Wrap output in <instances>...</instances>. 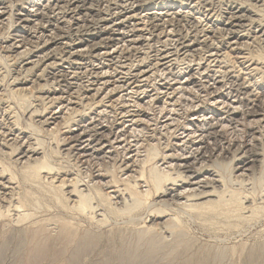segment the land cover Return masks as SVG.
Returning a JSON list of instances; mask_svg holds the SVG:
<instances>
[{"label":"rangeland","instance_id":"1","mask_svg":"<svg viewBox=\"0 0 264 264\" xmlns=\"http://www.w3.org/2000/svg\"><path fill=\"white\" fill-rule=\"evenodd\" d=\"M5 1V3L7 4V1H8V4L10 3V1L12 2L13 0H4ZM20 1L21 0H15V2L13 1L12 3H10L11 4V6H10V4H9V6L12 8V10H11V8H10V10L12 11V14L14 13L15 15H18L17 13L18 12H22V13H25L26 11H27V9L28 10H32V5L33 4H42V1H40V0H22V2L20 3ZM30 1V2H29ZM44 1V0H43ZM53 1V4H57L58 2H60L62 5H64L65 3H66V0H58V1H55L54 2V0H52ZM93 1V2H92ZM108 1V0H107ZM145 1H147V2H145ZM205 3H204V2ZM208 0H198V1H196V0H141V2H139V3H137L138 4V6H137V4H135V7L132 9V11H131V13L130 14H126V13H122V14H120V15H118V16H114V17H112V18H108V19H104L103 20V18H106L105 16H104V14L106 13V10H107V8H117L116 6H117V4H118V6H123V4H122V2H121V0H111V4H110V7L108 6L109 4H107V3H102L101 4V2H97V0H89V2H88V6H90V3L91 4H94L95 5V3H96V7H93L92 8V11H93V14L91 15V17H88V19H87V21L89 20V22L86 24L87 26H86V28H85V30L86 31H88V30H95V28L96 29H98V30H101V29H104V30H101V31H104L103 33H102V35H99L98 37V39L96 40V43H98V45L100 46H98V49H99V51L97 52V54H100L101 55V57L103 56V57H105V59H103V62H102V60L101 61H98V58H96L93 62H90V61H79V62H75V63H69V64H67V63H64V62H62V60H61V58H62V56H61V53L62 54H64V53H67L68 51H69V46L68 45H65L67 42H69V43H71V40L74 38L73 36H74V34H75V31L77 30V26H75L74 28H72V27H70V29H71V32H69L70 31V29H68V31H67V28H66V25L65 24H60V25H63L65 28H58L59 30H60V32H62L63 34H62V36H60L59 38L61 39V41L59 40V44L58 45H55L51 50H49V52L47 51V52H43L44 54H46V53H50V52H52V54H51V56H50V58H52V57H54V59L52 60H50L49 59V61L48 62H46V63H39L40 61H41V59H42V57H44L43 55V53H42V55H41V53H39V51H37V49H34L33 50V53H32V48L29 46V44L28 45H26V46H24V47H22L23 49H20V50H18L19 52H24L26 49L28 50V52H29V50H30V52L33 54H30V58L28 59V60H26L27 62H25L24 64H26V63H28L29 62V64L28 65H26V67H24V68H21L22 66L21 65H19L20 64V62H19V60H21V57H22V55H15V56H13L14 54H19V52L18 51H16L17 49H14L15 47H11L10 46V43L9 42H14L13 41V39H15L14 37H15V35H14V32H13V28H9L8 30H9V32L6 30L8 27H6V26H8V25H4L3 27H0V55H2V56H0L1 58V60H0V74H1V77H0V79H3V80H0V119L2 120V123H3V125H2V123L0 124V131H1V133H0V145L2 144V143H4V142H6L5 144H6V148L4 147V149H3V147H1V150H2V152H4V153H0L1 155H0V158L2 159V161H3V163H5V165H6V167L8 166V168L11 170V172H9V174L11 175L12 173V175H14L16 178H17V181H15V183L16 184H12V186H10V185H8V189L11 191V193L13 192V195H15L16 197V199L19 197V194L22 196L23 194V196H26V194H29L30 196H31V200H29V205L30 206H28V208H27V210H28V212H30L33 216H35V219L37 220H35L34 218H32V220L28 223H24V224H16V223H12L11 225H8V226H10V227H8V226H6L7 227V229H9V232L8 231H5V230H7L6 229V227H5V230H3L2 228H1V230H2V232H4V234L2 235V237L0 236V264H23L24 262H26L25 264H30V263H27L29 260V257H27V256H25V253H26V255H30L31 254V252L30 251H34L35 250V247H37V245L36 244H29L30 242H29V239L27 238V236L29 235V234H27V232L25 233V231H27L29 228H30V224H32L33 222L35 223V222H37V223H35V224H38L39 225V222L38 221H40L41 223H47V222H50L51 220L52 221H54V222H51V224H49V226H48V223L47 224H43V226H47V228H44L45 229V233H48V234H46V236L47 237H49V236H51L50 238H51V240H50V242L49 241H47V243H48V245H49V249H51L52 251H49L50 253H49V255L46 257V258H42V259H40V260H35L36 262H34L33 261V264H52V263H55L56 262V258H52V257H54V256H52L53 254L52 253H54V252H57V251H59V250H61L62 249V247L63 248H65V245L63 244V242H64V239L62 238V241H61V238H60V240H59V235H61L62 233L60 232L61 231V226H57V225H59L58 223H60L61 221H68V222H71L70 220H72V222L71 223H73L72 225H75L74 226V228L75 229H78L79 231V233H85V232H90V233H100V234H102L103 232H104V234H102L103 235V239H102V241L101 242H99V244H97L96 245V247H95V249L92 251V252H89V254L87 253V256H84V255H86V254H84L83 255V257H82V259H83V261L85 262L84 264H90V263H92V264H97L98 262V260H99V263H100V260H101V263L103 262V261H107V262H109V264H120V261L121 260H119L120 258V256L122 255V252L124 251H122V247H124V246H122V244H119V243H121L122 242V240L120 241L119 240V238L117 237L118 235L120 236V231H121V233L122 234H124L123 232H125V234H128V232L127 231H129L128 229L129 228H131V226L133 227V226H135L136 228L138 227V228H142L145 224H143L145 221H147V220H149L148 218H149V216L152 214V210H154V206H152L154 203H156L155 201H157V198H156V196H151L150 198H148V199H144V202L145 203H143L144 204V206H145V208H144V206L141 208V209H139L136 213H133V214H135V215H132L133 217H134V220H133V222H134V225H132V223H130L131 224V226H129V228L127 227V225H128V223L130 222V219L128 218V216L126 215V216H118V215H116V214H112L111 215V213H109V210H107V207H106V209H105V206H104V204H102L103 205V207L101 206V203H103V200L101 201V197H98V198H96L97 196H96V193L98 192V196H100L101 194V196H102V198L104 199V197H108V195L109 194H111V195H109V199H110V201L112 200L113 202L111 203L115 208L117 207V208H119V207H121V205L119 206V205H116L115 203L116 202H119L120 200L118 199V200H116V198H117V193H118V191H119V196L120 195H125L124 196V198L122 199L123 201H124V199L126 198V199H128V201H129V197H130V195H127V193L125 194V192L124 191H126L125 189H126V187L128 188V186H130L132 183H134V181L132 182V180H135V182H136V184L134 183L133 185L134 186H136V189H137V191L138 192H141V191H143V192H145L144 190H146V188H149L150 186H151V184H150V182H149V177H150V171L153 169V170H157V172H159L160 174H164V175H166V174H172V176H173V178L175 177V176H177V172H179L178 171V169L180 168L179 166L180 165H182L183 163H182V161H183V159L185 160V158L187 157V159L188 158H190L191 160H190V164H191V166L193 167V169H194V171H196L199 175H200V178L203 180V179H209L210 181L211 180H218L219 182H218V184H219V186H218V188L220 187H222L221 188V190L222 191H224L225 190V192H226V194L227 195H225L226 197L227 196H229L232 192H238L239 194H240V197L241 196H243V197H246V195L247 196H249L250 198H251V200L250 201H255L254 203H255V205L256 206H259L260 205V207L262 206V207H264V190H263V188H264V178H262V173H263V176H264V172H263V170L261 169V163L260 162H254V163H252L251 165L249 164L247 167H249L248 169H247V167L246 168H244V170H239V169H237V167H239V166H237L238 164V162L236 161L237 160V158H236V156L238 157V158H240L241 156H242V154L240 153V151L241 152H247V153H251L252 152V154H257V153H261V156H258V159L259 160H261L263 157H264V116H263V113H264V77H261L260 75H264V60L263 61H260L261 59H264L263 57L259 60V62H258V59H256L255 58V54L257 53V52H260V50H262L261 52H263L264 51V38L263 37H261V35H259L258 36V32H256V30L258 31V27L259 26H263L264 25V7H263V5H264V0H259L260 2L259 3H256L255 4V2H251V1H247V0H240V2H241V6H244V7H246V6H248V7H246V9H248V12H246L245 14H243L242 16H243V20H244V22H243V24H241V25H238V24H235V23H233L234 22V20H235V15H234V11H233V8L236 6V5H238V3H239V0L237 1V0H209V2H207ZM247 3V4H244L243 5V3H245V2ZM263 1V2H262ZM18 2V3H17ZM32 2H33V4H32ZM154 2V3H153ZM181 2H182V4H181ZM212 4H211V3ZM227 2V3H226ZM228 2H230L231 4H228ZM235 2V3H234ZM251 3V4H255V6H251V5H249V3ZM112 3H113V6H112ZM116 3V4H115ZM121 3V4H120ZM197 3H200V4H198L197 5ZM202 3V4H201ZM262 3V4H261ZM7 4V5H8ZM19 4V5H18ZM100 4V5H99ZM104 4V5H103ZM164 6H163V5ZM178 4V5H177ZM180 4V5H179ZM189 4V5H188ZM206 6H205V5ZM211 6H210V5ZM214 4V5H213ZM228 4V5H227ZM6 5V6H7ZM16 5V6H15ZM114 5H116V6H114ZM126 5V4H125ZM140 5V6H139ZM142 5V6H141ZM166 5V6H165ZM173 5V6H172ZM186 5V6H185ZM193 6V7H189V6ZM194 5H195V7H194ZM199 5H201V6H199ZM216 5V6H215ZM235 5V6H234ZM256 5H259V6H257V9H256ZM19 6H20V8H19ZM102 6V7H101ZM105 6H106V8H105ZM150 6V7H149ZM199 6V7H198ZM261 6V7H260ZM17 9H16V8ZM137 7V8H136ZM167 7V8H166ZM180 7V8H179ZM184 7V8H183ZM253 7H254V9H253ZM258 7H260V8H258ZM13 8H15V9H13ZM27 8V9H26ZM94 8H96V9H94ZM136 8V9H135ZM155 8V9H154ZM160 9V10H157V9ZM190 8V9H189ZM194 8V9H193ZM206 8H207V10H206ZM250 8H252V9H250ZM99 9H100V11L101 12H99ZM165 9V10H164ZM169 9H171L170 11H171V13H172V11H173V13H177V12H179V13H177L176 14V16L174 15L173 17H175L174 18V23H173V25H176L177 26V28L175 29L174 27V30H175V32H173V34H172V29L170 30V25L168 26L167 25V20L168 19H170L171 17H166V19L165 18H162L163 19V21H164V19L166 20V21H156L155 22V20H150V18H149V16H150V14H151V12H154V11H156L157 10V12H159V13H166L167 11H169ZM192 9V10H191ZM10 10L8 11L7 10V12H10ZM23 10V11H22ZM98 12H97V11ZM176 10H178V11H176ZM190 10V11H189ZM201 10V11H200ZM260 10V11H259ZM15 11V12H14ZM104 11V12H103ZM197 11V12H196ZM202 11H204V12H202ZM215 11V12H214ZM250 11H252V12H250ZM254 11V12H253ZM225 12H227V13H225ZM230 12H232V13H230ZM256 12V13H255ZM150 13V14H149ZM172 13V14H173ZM184 13V14H183ZM185 13H186V15H185ZM201 14V15H199V14ZM202 13H204V14H202ZM221 13V14H220ZM230 13V14H229ZM254 13V14H253ZM258 13L260 14V15H258ZM180 14V15H179ZM137 15H138V17H137ZM204 15V16H203ZM218 15V16H217ZM225 15V16H224ZM244 15L246 16V17H244ZM251 15H253V16H251ZM257 15V16H256ZM263 15V16H262ZM127 16V17H126ZM131 17V20H130V23L129 24H127L126 26H128L129 28H131V25H132V30L134 31V33L137 35L136 36V38H138V39H140V42L142 41V38H146L147 36H148V33H149V31H148V33H147V30H148V26L151 24H153V25H159V24H161L162 25V27H164L165 25H166V29H164L163 30V34L161 35V43L160 44H158V43H156V42H153V43H148L147 44V42H142V44L139 42L138 44H136V46L135 45H133V47L134 48H132V46H128V45H125V44H118L115 48H110V49H108V47H105V45L103 46L101 43L103 42V40H104V37H108V33L110 34V32H111V30H112V27H113V25L115 24V23H117L118 21L120 22V21H128L130 18H128V17ZM180 16V17H179ZM187 18H185V17ZM188 16H189V18H188ZM208 16V17H207ZM224 16V17H223ZM232 16H234V17H232ZM101 17V18H100ZM116 17V18H115ZM134 19H133V18ZM177 17V18H176ZM194 17V18H193ZM200 17H201V19H200ZM218 17H219V19H218ZM251 17V18H250ZM255 17H256V21H255ZM258 17V18H257ZM124 18H126V20L124 19ZM128 18V19H127ZM136 18V19H135ZM147 18V19H146ZM191 18V19H190ZM196 18V19H195ZM198 18V19H197ZM227 18V19H226ZM229 18V19H228ZM231 18H232V20H231ZM248 18V19H247ZM253 18V19H252ZM178 19V20H177ZM195 19V20H194ZM247 19V20H246ZM259 19H260V21H259ZM262 19H263V21H262ZM109 20H111L109 23H107V25H102L103 24V22L105 23V22H107V21H109ZM117 20V21H116ZM147 20V21H146ZM149 20H150V22H149ZM184 20L186 21V22H184ZM199 20H201V21H199ZM178 21V23H179V25H177V22ZM196 21V22H195ZM247 21V22H246ZM252 22V24L250 23V22ZM262 21V22H261ZM97 22H99V26L98 27H96V26H94V23H97ZM148 23V25H147V23ZM188 22H189V24H188ZM193 22L195 23V24H193ZM198 22V23H197ZM201 22V23H200ZM211 22V23H210ZM214 22V23H213ZM60 23H62V21L60 22ZM163 23V24H162ZM213 23V24H212ZM218 23V24H217ZM221 23V24H220ZM224 23V24H223ZM260 23V24H259ZM54 25H55V23H53ZM82 24H84V23H82ZM93 26H92V25ZM165 24V25H164ZM198 24H200V25H198ZM201 24H203V25H201ZM216 24V25H215ZM231 24V25H230ZM249 24V25H248ZM250 24H251V26H250ZM90 25V26H89ZM130 25V26H129ZM144 25H146V26H144ZM172 25V24H171ZM186 25V26H185ZM189 25V26H188ZM192 25V26H191ZM210 25V26H209ZM213 25V26H212ZM247 25V26H246ZM254 25V26H253ZM258 25V26H257ZM59 26V25H58ZM134 26V27H133ZM195 26H196V28H195ZM203 26V27H202ZM232 26H234V28H232V31L233 32H235V36H236V38L234 39V42L235 41H238V45L236 46V45H234L235 47H236V49H237V51H231V48H229V46H227V43L228 42H230L231 40H230V36H233V35H229V33L227 32V28L228 27H232ZM235 26H237V27H235ZM240 28H239V27ZM244 26V27H243ZM249 29H251V30H246L247 28ZM6 27V28H5ZM61 27V26H60ZM143 27H144V29H143ZM180 27V28H179ZM200 27V28H199ZM219 27V28H218ZM254 27V28H253ZM257 27V28H256ZM40 29H42V27L40 26L39 27ZM109 28V29H108ZM145 28L147 29V30H145ZM190 28H192V29H190ZM202 28H203V30H202ZM222 28H223V30H222ZM242 28V29H241ZM40 29H36L35 31H36V33H34L33 31H31V33H34V34H38V35H36V36H40V35H42L43 33H44V30H41L40 31ZM44 29V28H43ZM62 29V30H61ZM65 29H66V31H65ZM106 29H108V30H106ZM136 29V30H135ZM138 29H141V30H143V31H139ZM196 29H198V30H196ZM201 29V30H200ZM216 29V31H214ZM237 29V30H236ZM6 32H5V31ZM107 32H106V31ZM180 30V31H179ZM182 30V31H181ZM192 30V31H191ZM207 30V31H206ZM209 30V31H208ZM217 30H218V32H217ZM235 30V31H234ZM3 31V32H2ZM40 31V32H39ZM72 31H73V33H72ZM82 31H84V30H82ZM146 31V32H145ZM168 31H169V33H170V31H171V33L170 34H168ZM195 31V32H194ZM204 31V32H203ZM238 31V32H237ZM241 31H243V33L241 32ZM245 31H247V33L245 32ZM254 31V32H253ZM25 32H27V33H30L29 31H25ZM39 32V33H38ZM66 34H65V33ZM97 32V31H96ZM141 32V33H140ZM159 32L160 31H158V32H156V35H158L159 34ZM185 32H186V34H185ZM188 32V33H187ZM213 32H215L214 34H212ZM217 32V33H216ZM224 34H223V33ZM246 34H245V33ZM6 33V34H5ZM8 33V34H7ZM71 33V34H70ZM146 33V34H145ZM158 33V34H157ZM181 33V34H180ZM201 33V34H200ZM228 33V34H227ZM13 36H12V35ZM20 34H22V35H24L25 33H20ZM88 34H89V32H88ZM90 34H92V32H90ZM93 34H95V31H93ZM143 34V35H142ZM164 34H165V36H164ZM175 34H177V35H180V36H193V37H191L190 36V38H192V39H195V38H197L196 40H199V42H200V45L198 46V49L200 48V46H201V48L198 50L200 53L198 54V51L197 52H194V54H193V52L191 53V52H186V53H181V54H177V56L179 57H177V56H171V57H173V59L175 58L176 59V57H177V59H176V63L175 64H177V65H175L174 67H172L171 68V72H168V71H166V70H164L163 68L164 67H160V66H158L161 62L160 61H157L158 60V58H157V56H156V52L157 51H160L161 49L164 51V50H166V48H167V45L169 44V43H165V40L167 41L168 39L169 40H173L175 37V39H177L178 37H180V36H177V35H175ZM187 34H189V35H187ZM204 34L206 35V37L207 38H209V39H207V38H205V36H204ZM216 34V36H214ZM217 34H219V35H221V36H219V35H217ZM241 34H245L243 37H242V35ZM254 34H256V35H254V37H253V35ZM27 34H25V36H26ZM69 35V36H68ZM141 35V37H139V36ZM169 35H170V38H168L169 37ZM171 35H173V36H171ZM212 35V36H211ZM65 36V37H64ZM145 36V37H144ZM226 36V38H224ZM247 36V37H246ZM250 36V37H249ZM258 37L257 39H256V37ZM13 38V39H11V38ZM62 37V38H61ZM64 37V38H63ZM69 37H70V41H69ZM167 39H166V38ZM219 38V39H217V38ZM68 38V39H67ZM100 38H102V39H100ZM181 38V37H180ZM199 38V39H198ZM202 38V39H201ZM203 38H205L204 40H203ZM216 38V39H215ZM255 39V40H253V39ZM259 38H262V39H259ZM11 39V40H10ZM207 39V40H206ZM210 39H212V40H210ZM214 39H215V42H214ZM221 39V40H220ZM224 39V40H223ZM248 39V40H247ZM9 40V41H8ZM203 40V41H202ZM210 40V41H209ZM223 40V41H222ZM241 40V41H240ZM260 40V41H259ZM163 41H164V43H163ZM206 41V42H205ZM255 43H253V42ZM263 41V42H262ZM5 42V43H4ZM7 42V43H6ZM204 42V43H203ZM63 43H65V44H63ZM154 43H156V44H154ZM206 43V44H205ZM212 43H213V45H212ZM221 43V44H220ZM226 43V44H225ZM245 43H247V44H245ZM250 43V44H249ZM144 44V45H143ZM151 46H150V45ZM153 44V45H152ZM209 44V45H208ZM224 44V45H223ZM259 44H261V46H259V47H261V49L259 48V47H257ZM7 45H9V46H7ZM63 45V46H62ZM142 45V46H141ZM147 45V46H146ZM149 45V46H148ZM157 45V46H156ZM162 45V46H161ZM165 45V46H164ZM222 45V46H221ZM253 45V46H252ZM256 45V46H255ZM2 46V47H1ZM56 46H57V48H56ZM72 46V45H71ZM122 47V49L123 50H125L124 52L128 55V54H130L131 56H127V57H125V59H121V60H118L119 62L117 63L116 61L117 60H113V58H111V60L112 61H114L113 63L112 62H110V59L108 58V59H106V56L107 57H109V56H111V55H113L111 52H113V50H114V52L115 51H117V52H120L119 50H122L121 49V47ZM154 46H156V48H154ZM161 46V47H160ZM204 47V49H203V47ZM211 46V47H210ZM212 46L213 47H215V46H218V47H215V48H212ZM242 46V48H244L243 50H244V52H243V50H241L242 48H240ZM244 46V47H243ZM245 46H247L246 47V49H250V51H247L246 49H245ZM4 47V51H6V52H4L3 50H2V48ZM27 47V48H26ZM30 47V48H29ZM61 47V48H60ZM63 47V48H62ZM67 47V48H66ZM73 47V46H72ZM136 47H137V49H136ZM139 47V48H138ZM145 47H147V48H145ZM151 47H153V48H151ZM205 47L207 48V49H205ZM208 47H210V48H208ZM223 47V48H222ZM229 49H228V48ZM234 47V48H235ZM254 47V48H253ZM263 47V48H262ZM10 50H9V49ZM26 48V49H25ZM29 48V49H28ZM55 48V49H54ZM65 48V49H64ZM103 48V49H102ZM117 48H119V49H117ZM149 48H151V49H149ZM158 48V49H157ZM239 48H240V50H239ZM256 48H257V50L258 51H256ZM13 49V50H12ZM57 49V50H56ZM62 49V50H61ZM133 51H132V50ZM142 51H141V50ZM155 49V50H154ZM201 49H203V51L201 50ZM210 49V50H209ZM214 49V50H213ZM227 49V50H226ZM2 50V51H1ZM54 50V51H53ZM144 50V51H143ZM161 50V51H162ZM219 50V51H218ZM10 51V52H9ZM56 51H57V53H56ZM60 51V52H59ZM65 51V52H64ZM101 51H102V53H101ZM142 52V53H140V52ZM147 53H146V52ZM155 51V52H154ZM222 51V52H221ZM226 51V52H225ZM229 53H228V52ZM251 51H253L255 54V56L253 55V52H251ZM3 52V53H2ZM17 52V53H16ZM34 52H36V53H34ZM113 52V53H114ZM132 52V53H131ZM144 52H145V54H144ZM153 52H154V54H153ZM201 52H203V54L201 53ZM205 52V53H204ZM212 52V53H211ZM215 52V53H214ZM232 52V53H231ZM237 52V53H236ZM240 52V53H239ZM249 52H250V57H249ZM261 52L260 53H258V54H261ZM54 53H55V55H54ZM111 53V54H110ZM135 53V54H134ZM139 53V54H138ZM150 53V54H149ZM213 54V56L211 55V54ZM222 54L223 53V55H220V54ZM224 53H225V55H224ZM227 53V54H226ZM245 53H248V54H245ZM264 53V52H263ZM262 53V55H264ZM11 54V55H10ZM103 54V55H102ZM142 54V55H141ZM147 54V55H146ZM189 54V55H188ZM217 54H219V56L217 55ZM238 56H237V55ZM245 54V55H244ZM8 55H10V56H8ZM39 55H41V56H39ZM105 55V56H104ZM135 55V56H134ZM188 55V56H187ZM192 57H191V56ZM209 55V56H208ZM212 57H211V56ZM231 55V56H230ZM240 55V56H239ZM9 58H7V57ZM19 56H21V57H19ZM24 56V55H23ZM38 56V57H37ZM55 56H57V58L55 57ZM60 57V60L61 61H59V57ZM149 56V57H148ZM156 56V57H155ZM184 56V57H183ZM199 57V59H201L200 61H199V59H198V57ZM205 56V57H204ZM222 56H223V58L224 57H226V61L222 58ZM234 56H237V57H234ZM243 56H246L247 58H246V60H245V58L243 57ZM254 57V58H252V57ZM12 57V58H11ZM40 57V58H39ZM101 57H99V59L101 58ZM136 57V58H135ZM147 57V58H146ZM201 57V58H200ZM228 57H230L229 59H228ZM231 57H233V58H231ZM240 57V58H239ZM243 57V58H242ZM3 58V59H2ZM140 58V59H139ZM146 60H144V59ZM156 58V59H155ZM187 58H188V60H187ZM189 58L191 59V60H193L194 59V61L195 62H193V61H189ZM204 58V59H203ZM207 58L210 60L211 59V62L209 63V60H207ZM215 60H213V59ZM236 58H238V59H236ZM10 60L11 62H13V63H11V62H5V61H3V60ZM17 60V61H15V60ZM39 59H40V61H39ZM126 59H127V61H126ZM137 59H139V60H137ZM155 59V60H154ZM174 59V60H175ZM178 59H179V61H178ZM181 59H183V60H181ZM197 59V60H196ZM221 59V60H220ZM228 59V60H227ZM232 59H233V61H232ZM252 59H254V60H251ZM256 59V60H255ZM14 60V61H13ZM104 60H106V61H104ZM109 60V61H108ZM136 60V61H135ZM142 60H143V62H142ZM181 60V61H180ZM187 60V61H186ZM202 60H204V61H202ZM220 60V61H219ZM230 60H231V63H233L234 64V67L236 66L240 71H238V69L235 67H233L231 64H230ZM240 60V61H239ZM244 60V61H243ZM38 61V62H37ZM52 61V62H51ZM123 61V62H122ZM124 61H125V64H124ZM144 61L146 62V63H144ZM157 61V62H156ZM225 61V62H224ZM237 61V62H236ZM239 61V62H238ZM3 62V63H2ZM14 62H16V63H14ZM32 62L35 64V67H34V64L32 65ZM54 62V63H53ZM57 62H59V63H57ZM62 62V63H61ZM84 62V63H83ZM116 62V63H115ZM135 62V63H134ZM140 62V63H139ZM141 62H142V66L143 67H141L142 69H144L145 70V72H146V74H145V77H143V76H141L143 79L145 78V81L144 80H142V78L139 76V77H135V79L134 80H132V81H130L128 84L127 83H120V82H118V81H120V80H123L124 78H126V76L127 77H132V75L134 76V74L135 73H132L130 76L128 75V70H129V68H131V64L133 63V64H135L132 68H133V70L135 69V68H137L138 66H141ZM148 62V63H147ZM178 62V63H177ZM187 63V64H185V67H184V64H182V63ZM191 62V63H190ZM198 62V63H197ZM203 62V63H202ZM208 62V63H207ZM223 62V63H222ZM258 63V64H256V63ZM18 63V64H17ZM49 63V64H48ZM79 63H80V65H79ZM94 63H95V67H96V69L97 70H93V67H90L91 65H94ZM111 63V64H110ZM123 63V64H122ZM155 63V64H154ZM156 63H157V65H156ZM159 63V64H158ZM164 63V62H163ZM163 63H161V64H163ZM195 63H197V64H199V63H201V64H199V66L197 65V64H195ZM207 63V64H206ZM240 63V65H238ZM249 63H250V65H249ZM260 63H261V65H260ZM5 64H9L10 66H11V64H13L12 65V67H10V66H8V68H6L5 69V67L7 66V65H5ZM41 64V65H40ZM100 64H102V65H100ZM104 64V65H103ZM119 64V65H118ZM122 64V65H121ZM178 64H180L179 66H180V68L181 69H185V68H187V67H189V70L186 72V70H183V71H181V73H179V66H178ZM207 66H206V65ZM210 64H211V66H210ZM223 64H224V66H223ZM228 64V65H227ZM245 64V65H244ZM248 64V65H247ZM255 64H256V66H255ZM15 65H17V66H15ZM37 65V66H36ZM54 65H56V66H54ZM60 65V66H59ZM127 65H128V67H127ZM136 65H137V67H136ZM144 65H146V66H144ZM149 66V68H148V66ZM151 65V66H150ZM155 66L154 68H152V66ZM183 65V66H182ZM238 65V66H237ZM245 67H244V66ZM247 65V66H246ZM21 66V67H20ZM30 66V67H29ZM45 66H47V67H45ZM62 66V67H61ZM74 66V67H73ZM86 68H85V67ZM88 66V67H87ZM97 66H99V67H97ZM108 66V67H107ZM113 66V67H112ZM122 66H124L123 68H122ZM178 66V67H177ZM192 66V67H191ZM204 66V67H203ZM221 66H222V68H221ZM250 66V67H249ZM255 66V67H254ZM34 67V68H33ZM107 67V68H106ZM115 67V68H114ZM120 67V68H119ZM175 67H176V69H175ZM197 67H199V68H197ZM226 67V68H225ZM232 67V68H231ZM248 67V68H247ZM252 67H253V69H252ZM261 67L263 68V69H261ZM11 68V69H10ZM51 68V69H50ZM88 68L90 69V71L88 70ZM119 68V69H118ZM125 68V69H124ZM158 68V69H157ZM161 68V69H160ZM195 68V69H194ZM216 68V69H215ZM221 69V71H220V69ZM231 68V69H230ZM243 68V69H242ZM258 68V69H257ZM14 69H15V71H14ZM19 69H21V70H19ZM23 69V70H22ZM29 71H28V70ZM31 69H33L32 71H30ZM56 69V70H55ZM78 69V70H77ZM85 69V70H84ZM149 69V70H148ZM190 69H192V70H190ZM198 69V70H197ZM203 69H205V70H203ZM219 71H218V70ZM230 71H232V69L233 70H235V71H232V72H229V70ZM245 69V70H244ZM247 69V70H246ZM250 69V70H249ZM257 70V73H258V70H260L261 69V71L259 72V74H257L256 72H255V70ZM2 70V71H1ZM19 70V71H18ZM67 70V71H66ZM87 70V71H86ZM93 70V71H92ZM123 70V71H122ZM127 70V71H126ZM157 71V73H155L156 71ZM163 70V71H162ZM197 71V72H195V71ZM207 70V71H206ZM208 70H212L211 72L210 71H208ZM254 71L253 73H252V71ZM6 71H7V73L8 74H6ZM8 71H10V72H8ZM21 71H22V73H21ZM75 71V72H74ZM79 71V72H78ZM83 71V72H82ZM86 71V72H85ZM88 71H89V73H88ZM92 71V72H91ZM96 72V74H93V72ZM102 71V73H99V72H101ZM104 71V72H103ZM112 71V72H111ZM204 71V72H203ZM216 71V73L218 74L219 72V74L217 75V74H214L213 72H215ZM246 72L245 74H243L242 72ZM249 71V73H247ZM251 71V72H250ZM17 72H18V74H17ZM25 72V73H24ZM27 72H29V73H27ZM71 72H73V73H71ZM77 72V73H76ZM97 72L99 73V74H97ZM107 72H108V74H107ZM114 72V73H113ZM116 72H117V74H116ZM160 72V73H159ZM175 72V73H174ZM202 74H201V73ZM225 72V73H224ZM234 72V73H233ZM237 72V73H236ZM240 72V73H239ZM3 73V74H2ZM5 73V74H4ZM10 73V74H9ZM14 73V74H13ZM44 73V74H43ZM63 73V74H62ZM64 73H66V74H64ZM76 73V74H75ZM79 73H81V74H79ZM91 73V74H90ZM106 73V74H105ZM162 73H164V77L162 78ZM168 73V74H167ZM170 73V74H169ZM188 73V74H187ZM203 73H206V74H203ZM221 73H224V75H222ZM236 73V74H235ZM257 75H256V74ZM263 73V74H262ZM20 74V76H18ZM26 75V76H21V75ZM29 74V75H28ZM40 74H43V75H40ZM54 74H55V76H54ZM60 74H62V75H60ZM78 74V75H77ZM83 74V76H81ZM86 74V75H85ZM112 74H114V76L112 75ZM119 74H120V78L121 79H119ZM123 74H124V76H123ZM159 74H160V76H159ZM167 74V75H166ZM172 74H173V76L175 77H172ZM191 74H192V76H191ZM209 74V75H208ZM213 74V75H212ZM226 74V75H225ZM228 74V75H227ZM233 74V75H232ZM238 74V75H237ZM4 75H6V76H4ZM7 75H8V77H7ZM17 77H16V76ZM31 75V76H30ZM46 75V76H45ZM53 75V76H52ZM65 75H67V76H65ZM89 75V76H88ZM105 77H104V76ZM150 75V76H149ZM155 75V76H154ZM210 75H212V76H210ZM231 75V76H230ZM234 75H235V77H234ZM249 75H251V76H249ZM4 76V77H3ZM60 76V77H59ZM63 76V77H62ZM73 77L72 79H71V77ZM77 76V77H76ZM81 76V77H80ZM99 76V77H98ZM107 76H109V77H107ZM149 76V77H148ZM189 76V78H187ZM191 76V77H190ZM202 76H204V77H202ZM208 76H209V78H208ZM214 76L216 77L215 79H213L214 78ZM221 76V77H220ZM223 76V77H222ZM230 76V77H229ZM240 76V77H239ZM245 76V77H244ZM260 76V77H259ZM3 77V78H2ZM13 79H12V78ZM16 77V78H15ZM20 77H22L23 79H19ZM26 77V78H25ZM43 77V78H42ZM45 77V78H44ZM67 77V78H66ZM93 77H94V79H93ZM96 77V78H95ZM117 77V78H116ZM123 77V78H122ZM150 78V79H148V78ZM154 77V78H153ZM159 79H158V78ZM194 77V78H193ZM199 77V78H198ZM225 77V78H224ZM234 77V78H233ZM243 77V78H242ZM6 78V79H5ZM15 78V79H14ZM39 78H40V80H39ZM54 78H55V80L58 82V84H57V82L54 80ZM58 78H60V79H58ZM70 78V79H69ZM79 78H82V79H79ZM87 80H85V79ZM90 78V79H89ZM92 78V79H91ZM151 78L153 79V80H151ZM156 78V79H155ZM162 78V79H161ZM167 78H170L169 79V81H167ZM184 78V79H183ZM196 78H198V79H196ZM224 79V81L225 82H223V80L222 79ZM232 78V79H231ZM242 78V79H241ZM261 78V79H260ZM19 79V80H18ZM44 79V80H43ZM68 79V80H67ZM98 79V80H97ZM138 79V81H136ZM147 79L149 80V81H147ZM164 79V80H163ZM175 79V80H174ZM177 79V80H176ZM187 79V81H185ZM189 79V80H188ZM193 79H195V80H193ZM200 79V80H199ZM220 81V83H219V81ZM228 79V80H227ZM236 79V80H235ZM246 81H245V80ZM253 79V80H252ZM6 80V81H5ZM8 80H9V82H8ZM18 81V82H20L21 80H24V81H27L26 82V84L25 85H23L24 86V88H23V86H18V87H15L16 86V81ZM29 80V81H28ZM46 80L49 82H46ZM78 82V84H77V82ZM81 80V81H80ZM82 80H84V81H82ZM102 80V81H101ZM106 80V81H105ZM108 80V81H107ZM154 80H157L156 81V83H155V81ZM172 80H174V81H176V82H174V81H172ZM201 80L203 81V83H201ZM206 80V81H205ZM233 80V81H232ZM241 80V81H240ZM244 80V81H243ZM252 80V81H251ZM1 81H3V84L1 85ZM14 81H15V83H14ZM54 81V82H53ZM70 81H72V82H70ZM92 81H95V82H92ZM110 81V82H109ZM114 81V82H113ZM140 81H142V82H140ZM168 83H167V82ZM184 81L186 82V83H184ZM215 81H217V82H215ZM230 82V88H229V82ZM238 81V82H237ZM243 81V84L241 83V84H239V82H242ZM247 81H249V82H247ZM262 81V82H261ZM53 82V84H51V85H48V84H50V83H52ZM74 82H76V83H74ZM79 82H82V85H81V83H79ZM140 83V86H139V83ZM148 82V83H147ZM159 82V83H158ZM171 82H172V84H171ZM175 84H174V83ZM181 82H183V83H181ZM189 82V83H188ZM200 82V83H199ZM214 82V83H213ZM236 82V83H235ZM247 82V83H246ZM9 83V84H8ZM13 83V84H12ZM39 83V84H38ZM72 83V84H71ZM103 83V84H102ZM106 83V84H105ZM136 83V84H135ZM147 83V84H146ZM150 83V84H149ZM151 83H152V86H151ZM166 83H167V85H166ZM181 83V84H180ZM198 83V84H197ZM213 85H212V84ZM228 83V84H227ZM6 84H8V85H6ZM15 84V85H14ZM44 86V88H43V86ZM45 84H47V85H45ZM61 84V85H60ZM64 84V85H63ZM88 84V85H87ZM97 84H99V85H97ZM124 84H126L127 86H125ZM155 84V85H154ZM172 86H171V85ZM183 84V85H182ZM199 84H200V86H199ZM207 86H205V85ZM208 84H209V86H208ZM223 84V85H222ZM247 84V85H246ZM249 84V85H248ZM252 84V85H251ZM257 84V85H256ZM10 85V86H9ZM38 85V86H37ZM54 85V86H53ZM75 85V86H74ZM78 85V86H77ZM115 85H116V87H115ZM121 85V86H120ZM135 85V86H134ZM136 85H138V87L136 86ZM142 85V86H141ZM180 85H181V87H183L182 89H181V87H180ZM202 85V86H201ZM225 85V86H224ZM242 85H244V87L242 86ZM251 85V86H250ZM9 86V87H8ZM40 86H42V87H40ZM45 86H46V88H45ZM48 86H50V87H48ZM53 86V87H52ZM67 86V87H66ZM71 86V87H70ZM80 86H82V87H84V88H82V87H80ZM132 86V87H131ZM154 86V87H153ZM163 86V87H162ZM214 86V87H213ZM224 86V87H223ZM232 86H233V88L236 90H234L233 88H232ZM242 86V88H246L247 89V92H246V94H244V95H241L240 93H238V92H240V87ZM250 86V87H249ZM253 86V87H252ZM8 88V90H5V88ZM55 87H57V88H55ZM58 87H60V88H58ZM80 89H79V88ZM102 87V88H101ZM115 87V88H114ZM120 89H119V88ZM121 87H122V89L123 88H125V89H121ZM128 87V88H127ZM132 89H131V88ZM155 87H156V89H155ZM170 87H171V89H170ZM179 87V89H177V88ZM184 87H185V89H184ZM193 87V88H192ZM195 87V88H194ZM201 87V88H200ZM228 87V88H227ZM237 87H239V88H237ZM6 88V89H7ZM9 88L11 89V90H9ZM13 88H15L16 90L17 89H23L24 91H23V93H22V95L24 94V96H26L25 97V99H27V97H28V100L29 101H31V102H29L30 104H31V106L29 107L28 105H30L29 103H27L26 101L27 100H25V103H27V104H25V103H23L22 101H20L21 102V104L19 103V105L17 104L18 103V100H17V102L15 101L16 99H17V97L16 98H14L13 96H15L14 94H13V92H12V94H11V91H12V89ZM40 88V89H39ZM65 88V89H64ZM70 88V89H69ZM78 88V89H77ZM98 88H100V92H97V91H99V89ZM187 88V89H186ZM189 88H191V90L189 89ZM199 88L201 89V90H199ZM203 88V89H202ZM219 88V89H218ZM222 88V89H221ZM251 88V89H250ZM15 89H13V90H15ZM32 89V90H31ZM65 92H63L62 90ZM77 89V90H76ZM83 89V90H82ZM110 89H112L113 90V92H112V90H110ZM135 89V90H134ZM141 89V90H140ZM144 89V90H143ZM159 91H158V90ZM161 89V90H160ZM174 89V90H173ZM196 89H198V91H196ZM230 89V90H229ZM40 90V91H39ZM74 90V91H73ZM96 90V91H95ZM111 91V92H109L108 93V91ZM120 90H122V91H120ZM127 90V91H126ZM136 91L137 93L135 94L134 93V91ZM140 90V91H139ZM154 90V91H153ZM163 90V91H162ZM168 92V95H167V92ZM177 90L180 92H177ZM184 90V91H183ZM196 92H195V91ZM204 90V91H203ZM208 90V91H207ZM214 90V91H213ZM218 90V91H217ZM227 90V91H226ZM254 90V91H253ZM44 91V92H43ZM68 91V92H67ZM78 91V92H77ZM81 91V92H80ZM130 91V92H129ZM144 93H143V92ZM149 91V92H148ZM160 91H161V93H160ZM165 91V92H164ZM186 91H188V92H186ZM208 92V94L207 95H205L207 92ZM32 92V93H31ZM67 92V93H66ZM75 92V93H74ZM95 92H97L98 93V95H97V93H95ZM107 92V93H106ZM171 92V93H170ZM182 92V93H181ZM193 92V93H192ZM205 92V93H204ZM217 92V93H216ZM222 92V93H221ZM228 92V93H227ZM230 92H231V94H230ZM237 92V93H236ZM257 92V93H256ZM28 93H30V94H28ZM69 93V94H68ZM80 93V94H79ZM83 93H85V94H83ZM111 93V94H110ZM113 93V94H112ZM131 93V94H130ZM143 93V94H142ZM148 94V96H147V94ZM174 93V94H173ZM179 93V94H178ZM194 94V95H192V94ZM195 93H198V94H195ZM215 94V96H214V94ZM225 93V94H224ZM234 93V94H233ZM256 93V94H255ZM106 94V95H105ZM108 94V95H107ZM126 94V95H125ZM163 95V96H161V95ZM182 94H184V96L182 95ZM191 94V95H190ZM212 94V95H211ZM217 94V95H216ZM226 94H227V96H226ZM249 94V95H248ZM43 95V96H42ZM93 95H95L93 98L95 99H91V97L93 96ZM110 95H112L111 97H110ZM136 95V96H135ZM141 95V96H140ZM147 97H146V96ZM156 97H155V96ZM170 95H172V96H170ZM201 95V96H200ZM204 95V96H203ZM226 97H225V96ZM231 95V96H230ZM235 97H234V96ZM236 95H238V96H236ZM248 97H250V98H248ZM30 96H31V98H32V100H31V98H30ZM33 96V97H32ZM43 98H42V97ZM97 96V97H96ZM107 97V99H108V101H107V99H106V97ZM118 96H119V98L121 99H119L118 98ZM124 96V97H123ZM129 96V97H128ZM150 96V97H149ZM152 96V97H151ZM184 98H183V97ZM207 96V97H206ZM210 96H213V97H210ZM230 96V97H229ZM48 97V98H47ZM96 97V98H95ZM122 97V98H121ZM153 97H154V99H153ZM185 97H188V98H186V100H185ZM192 97L194 98V99H192ZM217 97V98H216ZM244 98L245 97V99H246V102L245 101H243V103H242V101L240 102V98ZM254 97V98H253ZM2 98V99H1ZM9 98V99H8ZM40 98L42 99V101L40 100ZM82 98H83V100H82ZM89 98H90V101H92V103L91 102H89ZM99 98L102 100H99ZM103 98H105L104 100H103ZM115 98V99H114ZM116 98L118 99V101L116 100ZM125 98V99H124ZM138 98V99H137ZM140 98V99H139ZM143 98V99H142ZM145 98V99H144ZM149 98L151 99V102L149 103ZM156 98V99H155ZM165 98H166V100H165ZM168 98V99H167ZM183 98V99H182ZM235 98V99H234ZM253 98V99H252ZM257 98V99H256ZM259 98V99H258ZM263 98V99H262ZM8 100V102L6 101V100ZM13 100V102H14V104H13V102L12 103H9L10 101H12ZM47 99V100H46ZM51 100V102H50V100ZM54 99V100H53ZM58 99V100H57ZM81 99V100H80ZM127 99V100H126ZM131 99V100H130ZM171 99V100H170ZM178 100V101H174V100ZM181 99V100H180ZM189 101H188V100ZM218 99V100H217ZM230 99V100H229ZM254 99H256L255 101H254ZM6 103H4L3 101ZM33 100L35 101V102H33ZM37 100V101H36ZM49 100V101H48ZM106 100V101H105ZM123 100V101H122ZM192 100V101H191ZM195 100V101H194ZM202 102H201V101ZM225 100V101H224ZM232 100H233V102H232ZM235 100V101H234ZM239 100V101H238ZM259 100V101H258ZM52 101H54V102H52ZM57 101V102H56ZM82 101V102H81ZM95 101V102H94ZM112 101V102H111ZM128 101V102H127ZM175 102V104H174V102ZM180 101V102H179ZM204 101V102H203ZM216 101V102H215ZM250 101V102H249ZM252 101H254V102H252ZM42 102V103H41ZM47 102V103H46ZM56 102V103H55ZM90 103V105H89V103ZM105 103V105H106V107L104 106V103ZM107 102V103H106ZM116 104H114V103ZM120 102V103H119ZM122 102V103H121ZM138 102V103H137ZM180 103H182V104H180L181 106H179V104ZM223 102V103H222ZM226 102V103H225ZM240 102V103H239ZM252 102V103H251ZM260 102V103H259ZM8 103H9V105H8ZM43 103H45V104H43ZM52 103L54 104V105H52ZM87 103H88V105H87ZM95 103H97L98 105H100V106H98L97 104H95ZM118 103V104H117ZM128 105H127V104ZM132 103V104H131ZM134 103V104H133ZM137 103V104H136ZM147 104V106L145 105V104ZM154 103V104H153ZM164 103H166V104H164ZM170 103V104H169ZM185 103H187L188 105H185ZM206 105H205V104ZM214 103V104H213ZM225 103V104H224ZM230 103V104H229ZM259 105H258V104ZM2 104V105H1ZM36 104H37V106H36ZM51 104V106L52 107H50L49 105ZM80 104H81V106H80ZM83 104V105H82ZM86 104V105H85ZM91 104H93V105H91ZM102 104H103V106H102ZM110 104V105H109ZM136 104V105H135ZM150 104H152L153 106H150ZM177 104V105H176ZM189 104H191V105H189ZM204 104V105H203ZM229 104V105H228ZM242 104H244L245 106L247 105H249L247 108H250V110H246V107L244 106V105H242ZM255 104V105H254ZM260 104H261V106H260ZM20 106V105H22V106H20V107H18V106ZM25 105V106H24ZM49 106V108H48V106ZM98 107H97V106ZM109 105V106H108ZM120 105V106H119ZM122 105H123V107H122ZM127 105V106H126ZM130 105V106H129ZM174 105V106H173ZM228 105V106H227ZM239 105H241V106H239ZM26 106H28V108H30V109H28V108H26L25 109V107ZM36 106V107H35ZM40 106V107H39ZM93 106V107H92ZM111 106V107H110ZM143 108H142V107ZM156 107V109H155V107ZM172 106L174 107V108H172ZM189 106V107H188ZM196 108H195V107ZM232 106H234V108L236 107V109H234ZM238 106H239V108L240 109H238ZM13 107V110L12 109H9V108H12ZM21 107H24V108H21ZM32 107V108H31ZM83 107L85 108V109H83ZM96 107V108H95ZM119 107V108H118ZM125 107H127V108H125ZM130 107V108H129ZM134 107V108H133ZM139 107V108H138ZM150 107V108H149ZM181 107V108H180ZM204 107V108H203ZM257 109H256V108ZM260 107V108H259ZM43 108V109H42ZM46 108V109H45ZM86 108H88V110L86 109ZM89 108H90V110H89ZM112 108V109H111ZM115 108V109H114ZM143 109V110H140V109ZM153 109V111H152V109ZM233 108V109H232ZM243 108V109H242ZM256 110H255V109ZM10 111H9V110ZM19 109V110H18ZM23 109V110H22ZM35 109V110H34ZM37 109H39V110H37ZM47 109H48V111H47ZM84 111H83V110ZM92 109V110H91ZM95 109V110H94ZM102 109H103V112H104V114L102 113V116H101V112H102ZM104 109H105V111H104ZM118 109V110H117ZM124 109V110H123ZM132 109V110H131ZM133 109H135V113L133 112ZM137 109V110H136ZM151 109V110H150ZM172 109H173V111H172ZM251 109H254L253 111L251 110ZM262 109V110H261ZM4 110V111H3ZM21 110V111H20ZM27 110H29V114H28V111ZM33 110L34 111H36V114L33 112ZM46 110V111H45ZM94 110V111H93ZM96 110H97V112H96ZM101 110V111H100ZM163 110V111H162ZM165 110V111H164ZM225 110V111H224ZM240 110V111H239ZM246 110V111H245ZM259 110V111H258ZM8 111V112H7ZM17 111H19V112H17ZM25 111H27V112H25ZM37 111H38V113H37ZM39 111H41V112H39ZM43 111H45V112H43ZM89 111V112H88ZM98 111H99V113H98ZM107 111H108V113H107ZM110 111V112H109ZM115 111V112H114ZM121 111V112H120ZM143 111V112H142ZM215 111V112H214ZM228 111V112H227ZM229 111H230V113H234V115L233 116H231L230 118L228 117V116H226L227 115V113H229ZM239 111V112H238ZM6 112V113H5ZM13 112V113H12ZM14 112H16V113H14ZM22 112V113H21ZM77 112H80L79 113V115L77 114ZM81 112H82V115H81ZM119 112H120V114H119ZM133 112V113H132ZM147 114H146V113ZM161 112H162V114H161ZM173 112H175V114L173 113ZM218 112V113H217ZM225 112V113H224ZM243 112V113H242ZM244 112H246V113H244ZM258 112V113H257ZM4 113V114H3ZM20 113V114H19ZM26 113V114H25ZM40 113L42 114V116L40 115ZM44 113V114H43ZM49 113V114H48ZM54 113V114H53ZM76 115H75V114ZM83 113H85V114H83ZM91 113H93V114H91ZM124 113V114H123ZM127 113H128V115H127ZM142 113V114H141ZM149 113V114H148ZM222 113V114H221ZM261 113V114H260ZM11 114V115H10ZM14 114V115H13ZM16 114V115H15ZM28 114V115H27ZM30 114H32V116L30 115ZM35 114V115H34ZM51 114V115H50ZM97 114V115H96ZM99 114H100V116H99ZM106 114V115H105ZM107 114H109L108 116H107ZM114 114H115V116H114ZM118 114V115H117ZM133 114V115H132ZM140 114V115H139ZM200 114H201V117H200ZM241 114H242V116H241ZM254 114V115H253ZM4 115V116H3ZM18 115V116H17ZM19 115H21V117L19 116ZM47 115V116H46ZM54 116V117H56L57 118V121H54V120H50L49 122H50V124H48V125H46V124H43V123H45V121L44 120H46V118L48 117L49 118V116ZM75 115V117H73ZM85 115V116H84ZM88 115V116H87ZM96 115V116H95ZM112 115V116H111ZM128 116V118H127V116ZM130 115V116H129ZM137 115V116H136ZM161 115V116H160ZM197 115V116H196ZM1 116H2V118H1ZM15 116V117H14ZM16 116H17V118L19 119V121H17V123L15 122L16 121ZM27 116V117H26ZM29 116H31V117H29ZM82 116V117H81ZM93 116V117H92ZM98 116V117H97ZM103 116H104V118H103ZM119 116H121L120 118H119ZM126 116V117H125ZM132 116V117H131ZM140 116V117H139ZM203 116V117H202ZM9 117V118H8ZM11 117H13V118H11ZM45 117V118H44ZM59 117V118H58ZM73 117V118H72ZM91 117V118H90ZM96 117V118H95ZM106 117V118H105ZM114 117H115V119L117 118V120H114ZM197 117V118H196ZM205 117V119L206 120H204L203 118ZM212 117V118H211ZM221 117H223L224 119H220ZM245 117V118H244ZM259 117H260V120H261V124H260V121H257V120H259ZM5 119V121H4V119ZM16 118V119H15ZM26 118H28V119H30V120H27ZM32 118V119H31ZM44 118V119H43ZM63 118H64V120H63ZM100 118V119H99ZM101 118H103V119H101ZM108 118V119H107ZM113 118V119H112ZM119 118V119H118ZM122 118V119H121ZM152 118V119H151ZM156 118V119H155ZM170 118V119H169ZM192 118V119H191ZM231 118H232V120H231ZM240 120H239V119ZM241 118H243V120L241 119ZM258 118V119H257ZM14 119H15V121H14ZM21 119H23V120H21ZM25 119V120H24ZM34 119H36V120H34ZM71 119H73L72 120V122H71ZM74 119H75V122H73L74 121ZM92 119V120H91ZM169 119V120H168ZM197 119H198V121H197ZM203 119V120H202ZM236 119V120H235ZM1 120H0V122H1ZM8 120V122H6ZM11 120H13L14 122H13V124H14V126H13V124L11 123L12 121ZM28 122H27V121ZM40 120V121H39ZM41 120H43V121H41ZM61 120V121H60ZM67 120H69V121H67ZM77 120V121H76ZM83 120V121H82ZM95 120V121H94ZM98 120H100V124H98L99 123V121ZM102 120V121H101ZM106 120V121H105ZM110 120H112V121H114V122H110L109 124H108V121H110ZM221 120V121H220ZM228 120V121H227ZM22 121V122H21ZM24 121V122H23ZM31 121V122H30ZM38 121V122H37ZM52 121V122H51ZM65 121V122H64ZM69 122V123H67V122ZM117 121V122H116ZM129 121V122H128ZM131 121H132V123H131ZM136 121V122H135ZM170 121V122H169ZM175 121V122H174ZM223 121V122H222ZM232 121V122H231ZM34 122H36V123H33ZM86 122V123H85ZM89 122V123H88ZM119 122V125L117 124ZM121 122V123H120ZM206 122V123H205ZM221 122V123H220ZM259 122V123H258ZM6 123V124H5ZM9 123V124H8ZM11 123V124H10ZM28 123V124H27ZM31 124V126H33L34 128H35V124H37L38 126H36V128H38V131H37V129L35 128H28V126ZM52 123V124H51ZM60 123V124H59ZM65 123H67V124H65ZM88 123V124H87ZM94 123V124H93ZM114 123V124H113ZM169 123V124H168ZM173 123V124H172ZM200 123V124H199ZM214 123V124H213ZM217 123H219V125L217 124ZM223 123V124H222ZM15 124H17V128H16V125ZM19 124H20V126H19ZM40 124H42L43 125V129L42 128H40L41 127V125ZM64 124H65V126L67 127H65L64 126ZM69 124V125H68ZM78 124V125H77ZM85 124H86V127H85ZM92 124H93V126H99L97 129L99 130L98 131V136H97V139L96 138H94V137H91V129L93 128V126H92ZM113 124V125H112ZM117 124V125H116ZM194 124V125H193ZM210 124V125H209ZM216 124V125H215ZM222 124V125H221ZM251 124H252V126H251ZM258 124V125H257ZM262 124H263V126H262ZM7 125H9V126H7ZM63 125V126H62ZM89 125V126H88ZM100 125H101V127H100ZM108 125V126H107ZM111 125V126H110ZM123 125V126H122ZM130 125V126H129ZM172 125V126H171ZM196 125V126H195ZM199 125H201V126H199ZM202 125H203V127L204 128H206V129H203L202 128ZM205 125V126H204ZM214 125V126H213ZM225 125V126H224ZM261 125V126H260ZM2 126H3V129H2ZM7 126V127H6ZM40 126V127H39ZM46 126V127H45ZM113 126V127H112ZM208 126V127H207ZM210 126V127H209ZM213 126V128L210 130L209 128H211ZM217 126V127H216ZM247 126V127H246ZM249 126V127H248ZM13 127V128H12ZM20 127H23V128H21L20 129ZM58 127V129H59V132H57L58 131V129H56ZM79 127V128H78ZM84 127V128H83ZM105 127V128H104ZM106 127H109V129L108 128H106ZM127 127V128H126ZM199 127V128H198ZM262 127V128H261ZM20 130H19V129ZM91 128V129H90ZM122 128V129H121ZM144 128V129H143ZM6 129V130H5ZM13 130L14 131V133L13 134H11L10 135V130ZM30 129V130H29ZM86 129V130H85ZM196 129V130H195ZM199 129V130H198ZM203 131H202V130ZM215 129V130H214ZM257 129V130H256ZM25 130H26V132H25ZM34 130L35 131H37V132H34ZM41 130V131H40ZM45 130V131H44ZM87 130H88V132H87ZM109 130H110V132H109ZM118 130V131H117ZM127 130V131H126ZM214 130V132H212L211 133V131H213ZM236 130V131H235ZM263 130V131H262ZM4 131V132H3ZM8 131H9V133H8ZM19 133H18V132ZM33 131V132H32ZM40 131V132H39ZM48 131H50V132H48ZM51 131H53L52 133H54V134H52L51 133ZM58 133V135H60V137L56 134V132ZM72 131V132H71ZM78 131V132H77ZM80 131H82L83 132V134L80 132ZM104 131V132H103ZM120 131V133H118ZM123 131H124V134H126V135H124L123 134ZM197 131V132H196ZM201 133H200V132ZM218 131V132H217ZM3 132V133H2ZM16 132V133H15ZM24 132V133H23ZM33 134H32V133ZM43 132V133H42ZM62 134H61V133ZM108 132V133H107ZM116 132V133H115ZM196 132V133H195ZM207 132V133H206ZM222 132V133H221ZM6 133H8V134H5ZM18 133V134H17ZM37 135H36V134ZM42 133V134H41ZM49 133H51V134H49ZM81 133V134H80ZM88 133L90 134V135H88ZM101 133V134H100ZM122 133V134H121ZM211 133V134H210ZM6 136V137H4V135ZM56 134V135H55ZM76 134H78V135H76ZM86 134V135H85ZM94 134V133H93ZM108 134H109V136H108ZM114 134V135H113ZM164 134V135H163ZM208 136H206V135ZM14 135V136H13ZM20 136L21 137V139H23V138H25L24 140L26 141H24L25 142V145H27V144H30L29 142H33V144H35L36 142L38 143L40 140V144L42 145V143H43V145L42 146H44V145H46L45 147H41L42 149H43V151L42 150H40L41 152H43L45 155H47V159L49 160V162L50 163H52L51 165L52 166H54L53 168L55 169V173L53 174V176H54V178L52 177V175H50V174H48V175H46L45 173L44 174H42V181L44 182L43 184L46 186V188L48 187V189L50 188L49 186H51V184L50 183H52L53 185L51 186V188H59L60 186H61V184H63L64 182L66 183V188L64 189V190H66V191H68V190H70V189H72L73 187H74V185H75V181H80V178H81V181L79 182V184H78V187H79V189L80 190H83L82 192L84 193V195L85 196H87V195H89L88 197H90L91 196V198H94L95 197V202L93 201V204H96V205H93L96 209H98V210H96L95 209V212L94 213H91V214H93V216H91V214L88 212V214H80V213H73L74 212V210H69V209H67V208H73V207H75L76 206V204H77V202L75 203V201L76 200H78L76 197H72V198H70L71 199V201H68V203L66 202V207L67 208H65L64 206H62V207H59V206H57V201H56V199H55V196H54V194H47L45 191H43V192H41V189H37L38 187H36V185H31L30 186V184H28V183H25V182H23V179H21V172L20 171H22V169H21V167L20 166H23V165H21L19 162L18 163H13V162H15V161H17V160H22V156L21 155H18L19 153V151L17 152V154L15 155H13V153H11L12 152V148H14V146H15V144H13L14 142V137H17V136ZM29 136L30 138L28 139V137L26 138V136ZM40 135V136H39ZM43 135V136H42ZM51 135V136H50ZM75 135V136H74ZM102 135V136H101ZM104 135L106 136V137H104ZM173 135V136H172ZM206 137H205V136ZM217 135V136H216ZM3 136V137H2ZM9 136V137H8ZM32 136H34V137H32ZM38 136V138L35 140L34 138H36ZM53 136H55L56 137V141L60 138V143H58V141H57V143L58 144H56V141L54 140V138H53ZM58 136V137H57ZM67 136V137H66ZM79 136V137H78ZM101 136V137H100ZM111 136V137H110ZM121 136V137H120ZM147 136V137H146ZM166 136V137H165ZM188 136V137H187ZM202 136V137H201ZM215 138H214V137ZM222 138H221V137ZM255 136V137H254ZM69 137V138H68ZM71 137H72V139H71ZM89 137H91V138H89ZM118 137V138H117ZM131 139H130V138ZM61 138L64 140L65 139V141H62L61 140ZM68 138V139H67ZM77 138V139H76ZM88 138V139H87ZM101 138V139H100ZM103 138V139H102ZM105 138V139H104ZM124 138H126V139H124ZM132 138H133V140H132ZM138 138V139H137ZM187 138V139H186ZM203 138V139H202ZM206 138V139H205ZM256 138V139H255ZM5 139V140H4ZM28 139V140H27ZM39 139V140H38ZM85 139V140H84ZM191 139V140H190ZM242 139V140H241ZM12 140V141H11ZM30 140V141H29ZM36 142H35V141ZM71 140V141H70ZM74 140H76V141H74ZM78 140V141H77ZM87 140V141H86ZM108 142H107V141ZM124 140H127L128 142H126V141H124ZM136 140V141H135ZM143 140H144V142H143ZM204 142H203V141ZM53 141H55V142H53ZM61 141H62V143H61ZM69 143H68V142ZM88 141H93L92 142V145H90V147L88 146V148L86 149V150H84V148L86 147L85 145L87 144L88 145V143H86V142H88ZM96 141H98L97 143H96ZM193 141V142H192ZM28 142V143H27ZM42 142V143H41ZM48 142V143H47ZM80 142V143H79ZM84 142V143H83ZM100 142V144H98ZM110 142V143H109ZM112 142V143H111ZM123 142V143H122ZM126 142V143H125ZM131 142V143H130ZM202 142V143H201ZM222 142V143H221ZM7 143H8V145H7ZM21 144L23 143V142H20ZM75 143V144H74ZM93 143H94V145H93ZM131 145H130V144ZM32 144V143H31ZM56 144V145H55ZM60 144V145H59ZM74 144V145H73ZM77 144V145H76ZM96 144H98V145H96ZM110 144V146H111V144H112V146H111V148H109L110 146H107V145H109ZM127 144V145H126ZM144 144V145H143ZM177 144V145H176ZM196 144V145H195ZM205 144V145H204ZM11 145V146H10ZM58 145L60 146V147H58ZM64 147H63V146ZM72 147H71V146ZM76 145V146H75ZM83 147H81V146ZM84 145V146H83ZM100 145V146H99ZM106 145V146H105ZM128 145H129V151H128ZM139 145V146H138ZM149 145V146H148ZM190 145V146H189ZM237 145V146H236ZM13 146V147H12ZM56 146H57V148L59 149H57L56 148ZM67 146V147H66ZM75 146V147H74ZM95 147L96 149H97V151H96V153L95 154H93V153H90L89 151L93 148V147ZM103 146H104V148H103ZM120 146V147H119ZM132 146V147H131ZM185 146H187V148L185 147ZM204 146V147H203ZM10 147H12L11 149H10ZM47 147V148H46ZM71 148V149H69V148ZM80 148V150H79V148ZM102 147V148H101ZM114 147V148H113ZM150 147V148H149ZM189 147V148H188ZM191 147V148H190ZM195 147V148H194ZM237 147V148H236ZM241 147V148H240ZM262 147V148H261ZM11 150V152H10V150ZM56 148V149H55ZM74 148V149H73ZM89 148H91V149H89ZM98 148H99V150H98ZM101 148V149H100ZM124 150H123V149ZM147 148V149H146ZM153 148V149H152ZM194 148V149H193ZM208 148V149H207ZM24 149L26 150L27 148L26 147H24ZM54 149V150H53ZM67 149H69V150H71V151H66ZM76 149V150H75ZM117 149V150H116ZM151 149L154 151V152H156L155 153V155H154V152L153 153H151ZM189 149H190V151H189ZM192 149L193 150H195L194 152L192 151ZM200 150V149H202L203 150V152H204V155H205V157L202 159V160H194L195 159V157L196 156H194V154L198 151V150ZM237 150V151H235V150ZM245 149V150H244ZM247 149V150H246ZM55 150H57L58 151V153H57V151H55ZM61 150H62V153H61ZM114 150V151H113ZM126 150V151H125ZM239 150V151H238ZM56 153H55V152ZM111 151V152H110ZM113 151V152H112ZM125 151V152H124ZM230 151V152H229ZM85 152V153H84ZM99 152V153H98ZM107 152V153H106ZM109 152V153H108ZM150 152V153H149ZM191 152V153H190ZM239 152V153H238ZM256 152V153H255ZM8 153H10V154H12V156H11V158H9L10 156L8 155ZM50 153V154H49ZM61 153V154H60ZM65 153H66V155L68 156L69 155V158H67V156H65ZM67 153H69V154H67ZM71 153V154H70ZM81 153V154H80ZM83 153V154H82ZM105 153V154H104ZM249 153V154H250ZM56 154L57 155H59V156H56ZM64 154V156H62ZM76 154V155H75ZM92 156H91V155ZM111 154V155H110ZM117 154V155H116ZM123 154V155H122ZM137 154V155H136ZM149 154V155H148ZM151 154V155H150ZM235 154V155H234ZM4 155H6V158H5V156ZM52 155V156H51ZM79 155H81V156H79ZM105 155V156H104ZM152 155H153V158H156V159H151L152 161H150V157H152ZM184 155V156H183ZM241 155V156H240ZM14 156V157H13ZM50 156V157H49ZM61 156V157H60ZM85 156H87V157H85ZM95 156H96V160L95 159H93V158H95ZM98 156V157H97ZM107 156V157H106ZM109 156V157H108ZM138 156V157H137ZM147 156V157H146ZM21 159H20V158ZM66 157V158H65ZM70 157H71V159H70ZM73 157V158H72ZM74 157H75V159H74ZM77 157V158H76ZM83 157H85V158H83ZM111 157V158H110ZM234 157V158H233ZM262 157V158H261ZM107 158V159H106ZM236 158V159H235ZM5 159V160H4ZM50 159H51V161H50ZM81 159V160H80ZM86 159V160H85ZM87 159H90V160H87ZM101 160V161H99V160ZM234 159V160H233ZM98 160V161H97ZM24 160H22V162H23ZM55 161V162H54ZM81 161V162H80ZM85 161V162H84ZM89 162L88 164L89 165H87V162ZM145 161V162H144ZM213 161V162H212ZM233 161H235V162H233ZM21 162V161H20ZM25 162V161H24ZM68 162V163H67ZM70 162V163H69ZM198 162V163H197ZM85 163V164H84ZM90 163H91V165H90ZM101 163V164H100ZM151 163V164H150ZM182 163V164H181ZM14 164V165H13ZM54 164V165H53ZM57 164H59L58 166H56ZM81 164H83V165H81ZM112 164V165H111ZM115 164V165H114ZM180 164V165H179ZM216 164V165H215ZM9 165H12V167L11 166H9ZM19 167H18V166ZM93 165H95V166H93ZM102 165H103V167H102ZM155 165V166H154ZM178 165V166H177ZM194 165H195V168H194ZM61 166H63L62 168H61ZM66 166H67V170H68V172H67V170L65 169L66 168ZM74 166V167H73ZM111 166H112V168H111ZM129 166H130V168H129ZM213 166V167H212ZM255 167L254 168V170H253V168L251 169V167ZM56 167V168H55ZM60 167V168H59ZM12 168V169H11ZM57 168H59V169H57ZM91 168V169H90ZM140 168V169H139ZM150 168H152L151 170H150ZM172 168H174V169H176V170H174V169H172ZM202 168V169H201ZM58 171H57V170ZM62 169H64V171L62 170ZM89 169V170H88ZM103 169V170H102ZM127 169V170H126ZM142 169V170H141ZM149 169V170H148ZM196 169V170H195ZM199 169V170H198ZM248 170V171H245V170ZM251 169V170H250ZM13 170V171H12ZM59 170H60V172H59ZM65 170H66V172H65ZM77 172H76V171ZM168 170V171H167ZM174 170V171H173ZM198 170V171H197ZM236 170V171H235ZM239 170V171H238ZM253 170V171H252ZM56 171H57V173H60V174H58L57 176H56ZM112 171V172H111ZM142 171H144V175H145V178L144 179H142L141 180V178H142V175H139V174H142ZM172 171V172H171ZM250 171V172H249ZM64 172V173H63ZM108 172V173H107ZM111 172V173H110ZM168 172V173H167ZM171 172V173H170ZM175 172V173H174ZM201 174H200V173ZM244 172V173H243ZM91 173V174H90ZM139 173V174H138ZM233 173V174H232ZM78 174V175H77ZM176 174V175H175ZM221 174V175H220ZM231 174V175H230ZM242 175V176H241ZM246 175V176H245ZM260 175H261V177H260ZM84 176H86V177H84ZM95 176V177H94ZM136 176V179L138 180V177H139V180L141 181H137L134 177ZM255 176V177H254ZM73 177V178H72ZM98 177V178H97ZM134 179H133V178ZM141 177V178H140ZM45 178V179H44ZM83 178V179H82ZM176 178V177H175ZM18 179H19V181H18ZM53 179H55V180H53ZM65 179V180H64ZM132 179V180H131ZM254 179V180H253ZM261 179H263V180H261ZM21 180V181H20ZM71 180V181H70ZM113 180V181H112ZM52 181V182H51ZM110 181H112V182H110ZM115 181H117L116 182V184L117 185H115ZM221 181V182H220ZM60 182V183H59ZM77 182V183H78ZM107 182H108V184H107ZM114 182V184H112ZM127 182H129V183H127ZM140 182V183H139ZM147 182V183H146ZM229 182V183H228ZM260 182V183H259ZM25 183V184H24ZM47 183V184H46ZM49 183V184H48ZM65 183H64V185H65ZM74 185H73V184ZM102 183V184H101ZM112 185H110V184ZM119 183V184H118ZM131 183V184H130ZM139 183V186L140 185H142V186H138L139 188H137V184ZM148 183H149V185L150 186H148ZM252 183V184H251ZM254 183V184H253ZM22 184V185H21ZM86 184V185H85ZM101 184V185H100ZM108 185V186H106V185ZM124 184V185H123ZM128 186H127V185ZM229 184V185H228ZM238 184V185H237ZM245 184V185H244ZM263 184V185H262ZM26 185V186H25ZM29 185V186H28ZM58 185H60L59 187H57ZM70 185H71V187H70ZM113 188H111L110 186ZM116 187H115V186ZM133 185H131V186H133ZM146 185V186H145ZM262 185V186H261ZM13 186H15V187H13ZM17 186V187H16ZM56 186V187H55ZM73 186V187H72ZM87 186V187H86ZM106 186V187H105ZM120 186V187H119ZM12 187H13V189L15 188V190H12ZM23 189H22V188ZM103 187V188H102ZM109 187V188H108ZM115 187V188H114ZM120 188L119 190L117 189V188ZM122 187V188H121ZM168 187H170V185L168 186ZM252 187V188H251ZM32 188V189H31ZM82 188V189H81ZM87 188V189H86ZM94 188H95V190H97V191H94ZM194 188L195 189H197V188H199V187H186V188H180L179 190H178V192H176V193H179V191H182V190H185V193L184 194H186V195H184L183 196V199L181 200V201H179L180 202V204L183 202V203H186L187 202V199L189 200V198L190 199H193V200H195V198L196 197H192L193 195H195V193H196V195L197 194H199L198 192H200V191H202V189L201 188H199V190L200 191H196V192H194V193H191L192 192V190H194ZM238 188V189H237ZM18 189H21V190H18ZM26 191H25V190ZM84 189H86V190H84ZM90 189V190H89ZM91 189H93V191H94V193H93V191H91ZM98 189H99V191L101 192V193H99V191H98ZM116 189L118 190L117 191V193L115 194V192H116ZM124 191H123V190ZM187 189V190H186ZM253 189V190H252ZM8 190V191H9ZM25 192H24V191ZM105 190V191H104ZM112 190H113V192H112ZM115 190V191H114ZM141 190V191H140ZM148 190V189H147ZM8 191H7V193H8ZM15 191H16V194H14L15 193ZM20 191H22L21 193L18 192ZM88 191H89V193L90 194H88ZM122 193H121V192ZM252 191V192H251ZM24 192V193H23ZM28 192V193H27ZM34 192H35V194H34ZM104 192V193H103ZM189 193V195H190V197L188 198V193ZM26 193V194H25ZM33 193V194H32ZM92 193V194H91ZM108 193V194H107ZM181 193V192H180ZM253 193V194H252ZM260 193V194H259ZM87 194V195H86ZM95 194V195H94ZM103 194H107V195H104V197H103ZM18 195V196H17ZM114 195V196H113ZM116 195V196H115ZM245 195V196H244ZM37 196V197H36ZM51 196V197H50ZM112 196H113V198H112ZM129 196V197H128ZM49 197V198H48ZM68 197V196H67ZM128 197V198H127ZM37 198V199H36ZM41 198V199H40ZM187 198V199H186ZM198 198V197H197ZM256 198V199H255ZM262 198V199H261ZM69 199V200H70ZM114 199L116 200V201H114ZM169 199V198H168ZM242 199V198H241ZM255 199V200H254ZM36 200V201H35ZM72 200H73V202H72ZM121 200V201H122ZM242 200H244V198L242 199ZM259 200V201H258ZM32 201H34L33 203H32ZM46 201V202H45ZM56 201V202H55ZM100 201V202H99ZM120 201V202H121ZM100 204H99V203ZM170 203H168L169 205H171L170 207H168L166 210H168L167 211V213H169L167 216H165L164 218H163V220L162 221H166V223L168 224V225H171V224H173L172 222L173 221H175V220H181V222L182 223H184L183 224V226H184V229L186 230V232L189 234L188 235V238L190 239V241H191V243H192V245H191V243H190V248H191V246H192V248L190 249L191 251L193 250V253L191 252H189V253H187V254H189V255H186V256H189L190 257V254H191V256L192 255H194L195 254V252H197L198 250V252H202V253H204V252H206V251H209L211 248V250H217L218 248V250H221V248H222V250H226V252H232L233 251V249L235 250V251H233V252H235V255H232L231 254V252L230 253H228V258H226L227 260H225L226 261V263H228V264H251L250 262H248V254H249V252L251 251V249L252 248H255V246L257 247V246H259V245H263V242H264V213L263 214H260L259 216H260V218H258L257 220V222H251V223H242V222H240L241 224H243V226H239V225H241L239 222H232V224L234 225L235 223L236 224H238V226L236 225V226H232L231 227V225L230 226H228V224H230V223H228L227 222V217L224 215H218L217 217H216V219H215V221L216 222H214V223H212V224H214V225H211V223L210 224H204L203 225V221L201 220V219H199V217L201 218V213L199 212V213H197L196 211H194V213H193V211H190L189 209L187 210L186 208L184 209V207L182 208V207H180V205H178L177 203L175 204V203H172L171 201H169ZM263 202V203H262ZM36 203V204H35ZM187 203H190L189 201L187 202ZM257 203V204H256ZM43 204V205H42ZM68 204V205H67ZM73 204L75 205V206H73ZM151 204V205H150ZM43 206V208H42V206ZM59 205V204H58ZM99 205V206H98ZM147 205V206H146ZM31 206H33V207H31ZM37 206H39V209H38V207ZM61 206V205H60ZM72 206V207H71ZM97 206L99 207V208H97ZM101 206V207H100ZM107 206V205H106ZM151 206V207H150ZM161 206V205H160ZM30 207V208H29ZM35 207H36V209H35ZM149 207V209H147V208ZM179 207V208H178ZM48 208V209H47ZM54 208V209H53ZM57 208H59V209H57ZM157 208H161V207H159V206H157ZM32 209H35V210H32ZM68 211H70V212H67V210ZM151 209V210H150ZM174 209V210H173ZM31 210L33 211V212H31ZM37 210V211H36ZM45 210V211H44ZM66 210V211H65ZM185 210V211H184ZM73 211V212H72ZM172 211V212H171ZM40 212V213H39ZM72 212V213H71ZM175 212V213H174ZM56 213V214H55ZM69 213V214H68ZM166 213V214H167ZM246 213V214H245ZM35 214V215H34ZM63 215V217H62V215ZM70 214H73V215H70ZM110 214V215H109ZM243 214L245 215V216H249L250 215V211H248V210H246V211H244L243 212ZM247 214H249V215H247ZM38 215V216H37ZM42 215V216H41ZM79 215V217H77ZM86 215V216H85ZM101 215H102V217L103 216H105V217H107V219H108V224L105 226V227H103V228H100L99 226H97L96 225V219L98 220V218L100 219V218H102L101 217ZM139 215V216H138ZM141 215V216H140ZM83 216V217H82ZM109 216V217H108ZM116 216V217H115ZM136 216V217H135ZM172 216H173V218H174V220L172 219ZM49 217H50V219H49ZM52 217V218H51ZM59 217V218H58ZM69 217H70V219H69ZM133 217H131V218H133ZM220 217V218H219ZM226 218V219H224V218ZM263 219H262V218ZM55 218H57V219H55ZM78 218V219H77ZM88 220H87V219ZM92 218H94V219H92ZM138 218V219H137ZM180 218V219H179ZM199 220H198V219ZM55 219V220H54ZM67 219V220H66ZM91 219V220H90ZM147 219V220H146ZM221 219V220H220ZM35 220V221H34ZM46 220H48V221H46ZM125 220V221H124ZM192 220V221H191ZM33 221V222H32ZM43 221V222H42ZM58 221V222H57ZM89 221V222H88ZM203 223H202V222ZM171 222V223H170ZM8 223V222H7ZM90 223V224H89ZM217 223V224H216ZM13 224H15L14 226H17V227H15L14 228V226H13ZM28 224L30 225V226H28ZM54 224H56V225H54ZM79 225V226H77V225ZM125 224V225H124ZM137 224H139V225H137ZM20 225V226H19ZM41 225V224H40ZM218 225V226H217ZM225 225V226H224ZM13 226V227H12ZM28 226V227H27ZM37 226V225H36ZM211 226H213V227H211ZM249 226V227H248ZM35 227V226H34ZM125 227V228H124ZM13 229V231H12V229ZM21 228V229H20ZM24 228V229H23ZM26 228H27V230H26ZM49 228V229H48ZM59 228V229H58ZM81 228V229H80ZM98 228H100V229H98ZM128 228V229H127ZM15 229V230H14ZM24 231H23V230ZM126 229H127V231H126ZM10 230H11V232H10ZM48 230H50V231H48ZM88 230V231H87ZM112 230V231H111ZM120 230V231H119ZM122 230H125V231H123L122 232ZM237 230V231H236ZM19 231V232H18ZM114 231V233L113 234H111L112 232ZM217 231V232H216ZM2 232H0V235L2 234ZM9 234H8V233ZM59 232L61 233V234H59ZM117 232H119V233H117ZM226 232V233H225ZM256 232V233H255ZM7 233V234H6ZM16 235H15V234ZM51 233V234H50ZM58 233V234H57ZM116 233V234H115ZM21 234V235H20ZM25 234V235H24ZM118 234V235H117ZM4 235H6V237L4 238ZM20 235V236H19ZM116 235V236H115ZM45 236V235H44ZM62 236V235H61ZM60 236V237H61ZM106 236V237H105ZM245 236V237H244ZM10 237H12L11 239H10ZM21 237V238H20ZM29 237V236H28ZM53 237V238H52ZM58 237V238H57ZM63 237V236H62ZM112 237V238H111ZM116 237V238H115ZM8 239V241H7V239ZM23 238V239H22ZM28 239V242L27 241H25V240H27ZM53 239V240H52ZM113 239V240H112ZM171 238H168V240H170ZM193 239V240H192ZM10 240V241H9ZM17 240V241H16ZM21 240V241H20ZM44 240V239H43ZM115 240V241H114ZM119 240V241H118ZM22 241H24L25 243L23 244V242ZM15 242V243H14ZM198 244H197V243ZM24 245V247L23 248H21L23 245ZM50 243V244H49ZM7 244V245H6ZM19 244V245H18ZM101 244V245H100ZM241 244V245H240ZM259 244V245H258ZM2 245H4L5 246V248H3L4 246H2ZM36 245V246H35ZM52 245V246H51ZM63 245V246H62ZM67 245V244H66ZM7 246V247H6ZM28 246V247H27ZM69 245H67V249L69 250L70 248H71V250H69V253L71 252V251H73L74 250V246H69ZM98 246V247H97ZM1 247L5 250H2L1 249ZM19 247V248H18ZM242 247H244V248H242ZM10 248V249H9ZM21 248V249H20ZM31 248V249H30ZM59 248V249H58ZM73 248V249H72ZM121 248V249H120ZM198 248V249H197ZM205 249L206 251H204L203 249ZM208 248V249H207ZM210 248V249H209ZM18 249V250H17ZM20 249V250H19ZM197 249V250H196ZM230 251H229V250ZM2 250V251H1ZM24 250H26V251H24ZM30 250V251H29ZM101 250H103V251H101ZM201 250V251H200ZM243 250V251H242ZM17 251V252H16ZM23 251V252H22ZM195 251V252H194ZM241 251V252H240ZM5 252V253H4ZM30 252V253H29ZM119 254H118V253ZM121 252V253H120ZM198 252H197V254H198ZM243 252V253H242ZM245 252V253H244ZM19 253V254H18ZM29 253V254H28ZM100 253V254H99ZM242 253V254H241ZM15 254H17V255H15ZM20 254H21V256H20ZM186 254V253H185ZM18 255H19V257H18ZM103 255V256H102ZM120 255V256H119ZM242 255V256H241ZM15 256H16V258H15ZM237 256V257H236ZM239 256V257H238ZM2 257V258H1ZM21 257V258H20ZM27 257V259H25ZM49 257V258H48ZM116 257V258H115ZM183 255H182V257H181V259H183ZM260 257V256H259ZM24 258V259H23ZM233 258V259H232ZM24 261H23V260ZM55 259V260H54ZM86 259V260H85ZM117 259V260H116ZM229 259V260H228ZM18 260H20V262L18 261ZM26 260V261H25ZM45 260V261H44ZM262 260H263V258H262V256L260 257V259H259V261L260 262H262ZM18 263H17V262ZM40 261V262H39ZM51 261V262H50ZM54 261V262H53ZM83 261H82V264H83ZM89 261V262H88ZM250 261V260H249ZM258 260L256 261V262H258V263H260ZM13 262V263H12ZM43 262V263H42ZM233 262V263H232ZM121 263H122V261H121ZM32 264V263H31ZM55 264H58L57 262L55 263ZM253 264V263H252Z\"/></svg>","mask_w":264,"mask_h":264},{"label":"bare ground","instance_id":"2","mask_svg":"<svg viewBox=\"0 0 264 264\" xmlns=\"http://www.w3.org/2000/svg\"><path fill=\"white\" fill-rule=\"evenodd\" d=\"M14 2H15V0H13ZM12 1V2H13ZM18 1V0H17ZM40 1H42V4H33V2H32V10H28L27 8V11L25 12V13H22V12H18L17 14L18 15H15L14 13L12 14V8L10 7L11 6V4L10 3H12L11 1H10V6H9V4H8V1H7V4L5 3V1L4 0H0V27H3L4 25H8V26H6V27H8L6 30L9 32V28H13V32H14V35H15V39H13V38H11V39H13V41L14 42H9L10 43V46L11 47H15L14 49H17L16 51H18V50H20V49H23L22 47H24V46H26V45H28L29 44V46L32 48V53H33V50L34 49H37V51H39V53H41V55H42V53L45 51V52H49V50H51L55 45H58L59 44V40L61 41V39L59 38L60 36H62V32H60V30L58 29V28H65L63 25H60V24H65L66 25V28H67V31H68V29H70V27H72V28H74L75 26H77V30L75 31V34H74V38L71 40V43H69V42H67L66 44L65 43H63V44H65V45H68L69 47V51L67 52V53H64V54H62L61 53V56H62V58H61V60H62V62H64V63H67V64H69V63H75V62H79V61H90V62H93L96 58H98V61H101L102 60V62H103V59H105V57H101V55L100 54H97V52L99 51V49H98V43H96V40L99 38L98 36L99 35H102V33L104 32V31H101V30H104V29H101V30H98V29H96L95 28V30L93 29V30H88V31H86L85 30V28H86V24L89 22V20L87 21V19H88V17H91V15L93 14V11H92V8L93 7H96L95 5H96V3H95V5L94 4H91L90 3V6H88V2H89V0H66V3L64 4V5H62L60 2H58L57 4H53V1L52 0H40ZM55 1H58V0H54V2ZM102 1V2H101ZM117 1V0H116ZM162 1V0H161ZM196 1H198V0H196ZM216 1V0H215ZM229 1V0H228ZM232 1V0H231ZM235 1V0H234ZM238 1V0H237ZM247 1H251V2H255V4L256 3H259L260 1L259 0H247ZM246 1V2H247ZM22 2V0L20 1V3ZM30 2V1H29ZM93 2V1H92ZM97 2H101V4L102 3H107V4H109L108 6L110 7V4H111V0H97ZM121 2H122V4H123V6H118V4H117V6L116 5H114V6H116L117 8H107V10H106V13L104 14V16L106 17V18H103V20L104 19H108V18H112V17H114V16H118V15H120V14H122V13H126V14H130L131 13V11H132V9L135 7V4H137V3H139V2H141V0H121ZM145 2H147V1H145ZM204 2V1H203ZM207 2H209V0L207 1ZM245 2V1H244ZM243 3V5L244 4H247V3ZM263 2V1H262ZM18 3V2H17ZM142 3V2H141ZM154 3V2H153ZM205 3V2H204ZM211 3V2H210ZM227 3V2H226ZM235 3V2H234ZM249 3V2H248ZM116 4V3H115ZM121 4V3H120ZM126 4V5H125ZM181 4H182V2H181ZM198 4H200V3H197V5ZM202 4V3H201ZM212 4V3H211ZM228 4H231L230 2H228ZM227 4V5H228ZM241 4V2H240V0H239V3H238V5H234L235 7L233 8V13H234V15H235V20H234V22L233 23H235V24H238V25H241V24H243V22H244V20H243V14H245L246 12H248V9H246V7H248V6H246V7H244V6H241L240 5ZM255 4L253 5V4H251V3H249V5H253V6H255ZM262 4V3H261ZM7 5V6H6ZM19 5V4H18ZM100 5V4H99ZM104 5V4H103ZM163 5V4H162ZM178 5V4H177ZM180 5V4H179ZM189 5V4H188ZM205 5V4H204ZM210 5V4H209ZM214 5V4H213ZM11 8V10H10V8ZM16 6V5H15ZM112 6H113V3H112ZM137 6H138V4H137ZM140 6V5H139ZM142 6V5H141ZM164 6V5H163ZM166 6V5H165ZM173 6V5H172ZM186 6V5H185ZM199 6H201V5H199ZM198 6V7H199ZM206 6V5H205ZM211 6V5H210ZM216 6V5H215ZM257 6H259V5H256V9H257ZM102 7V6H101ZM150 7V6H149ZM189 7H193V6H189ZM194 7H195V5H194ZM261 7V6H260ZM260 7H258V8H260ZM263 7H264V5H263ZM16 8V7H15ZM15 8H13V9H15ZM19 8H20V6H19ZM105 8H106V6H105ZM137 8V7H136ZM135 8V9H136ZM167 8V7H166ZM180 8V7H179ZM184 8V7H183ZM17 9V8H16ZM21 9V8H20ZM94 9H96V8H94ZM155 9V8H154ZM190 9V8H189ZM194 9V8H193ZM250 9H252V8H250ZM253 9H254V7H253ZM252 9V10H253ZM7 10L9 11L10 10V12H7ZM157 10H160L159 8L157 9ZM157 10L156 11H154V12H151V14H150V16H149V18H150V20L152 19V20H155V22L156 21H163V19L162 18H165L166 19V17H171L170 19H168L167 20V25L169 26L170 25V30L172 31V34H173V32H175V30H174V28L176 29L177 28V26L176 25H173V23H174V18L175 17H173L174 15L176 16V14L177 13H179V12H177V13H173V11H172V13H171V9H169V11H167L166 13H159V12H157ZM165 10V9H164ZM192 10V9H191ZM206 10H207V8H206ZM23 11V10H22ZM97 11V10H96ZM176 11H178V10H176ZM190 11V10H189ZM201 11V10H200ZM260 11V10H259ZM15 12V11H14ZM98 12V11H97ZM99 12H101L100 11V9H99ZM104 12V11H103ZM133 12V11H132ZM197 12V11H196ZM202 12H204V11H202ZM215 12V11H214ZM250 12H252V11H250ZM254 12V11H253ZM225 13H227V12H225ZM230 13H232V12H230ZM229 13V14H230ZM256 13V12H255ZM184 14V13H183ZM199 14V13H198ZM202 14H204V13H202ZM221 14V13H220ZM254 14V13H253ZM180 15V14H179ZM185 15H186V13H185ZM199 15H201V14H199ZM258 15H260L259 13H258ZM204 16V15H203ZM218 16V15H217ZM225 16V15H224ZM223 16V17H224ZM251 16H253V15H251ZM257 16V15H256ZM263 16V15H262ZM127 17V16H126ZM137 17H138V15H137ZM180 17V16H179ZM185 17V16H184ZM208 17V16H207ZM232 17H234V16H232ZM244 17H246L245 15H244ZM101 18V17H100ZM116 18V17H115ZM128 18H130L128 21H118L117 23H115L114 25H113V27H112V30H111V32H110V34L108 33V37L106 38V37H104V40H103V42L101 43L103 46L105 45V47H108V49H110V48H115L118 44H125V45H128V46H132V48H134L135 46H136V44H138L139 42H140V39H138V38H136V34L134 33V31L132 30L133 28H132V25H131V28H129L128 26H126L127 24H129L130 23V20H131V17L129 16ZM127 18V19H128ZM133 18V17H132ZM177 18V17H176ZM186 18V17H185ZM188 18H189V16H188ZM194 18V17H193ZM251 18V17H250ZM258 18V17H257ZM125 20H126V18H124ZM134 19V18H133ZM136 19V18H135ZM147 19V18H146ZM164 19V21H166ZM187 19V18H186ZM191 19V18H190ZM196 19V18H195ZM194 19V20H195ZM198 19V18H197ZM200 19H201V17H200ZM218 19H219V17H218ZM227 19V18H226ZM229 19V18H228ZM248 19V18H247ZM246 19V20H247ZM253 19V18H252ZM150 20H149V22H150ZM178 20V19H177ZM231 20H232V18H231ZM257 19H256V17H255V21H256ZM62 21V23H60ZM111 20H109V21H107V22H103V24L102 25H107V23H109ZM117 21V20H116ZM147 21V20H146ZM163 21V22H164ZM199 21H201V20H199ZM259 21H260V19H259ZM262 21H263V19H262ZM261 21V22H262ZM184 22H186L185 20H184ZM196 22V21H195ZM247 22V21H246ZM250 22V21H249ZM264 22V21H263ZM53 23H55V25L53 24ZM82 23H84V24H82ZM147 23V22H146ZM177 23V25H179V23H178V21L176 22ZM198 23V22H197ZM201 23V22H200ZM211 23V22H210ZM214 23V22H213ZM212 23V24H213ZM251 24H252V22H250ZM99 22H97V23H94V26H96V27H98L99 25ZM163 24V23H162ZM172 24V25H171ZM188 24H189V22H188ZM193 24H195L194 22H193ZM218 24V23H217ZM221 24V23H220ZM224 24V23H223ZM251 24H250V26H251ZM260 24V23H259ZM59 25V26H58ZM92 25V24H91ZM147 25H148V23H147ZM165 25V24H164ZM198 25H200V24H198ZM201 25H203V24H201ZM216 25V24H215ZM231 25V24H230ZM249 25V24H248ZM42 27V29H40L39 27ZM61 26V27H60ZM90 26V25H89ZM93 26V25H92ZM130 26V25H129ZM144 26H146V25H144ZM186 26V25H185ZM189 26V25H188ZM192 26V25H191ZM204 26V25H203ZM202 26V27H203ZM210 26V25H209ZM213 26V25H212ZM247 26V25H246ZM245 26V27H246ZM254 26V25H253ZM258 26V25H257ZM5 27V28H6ZM134 27V26H133ZM174 27V28H173ZM235 27H237V26H235ZM239 27V26H238ZM244 27V26H243ZM44 28V29H43ZM180 28V27H179ZM195 28H196V26H195ZM200 28V27H199ZM219 28V27H218ZM232 28H234V26H232V27H228L227 28V32L229 33V35H233V36H230L229 38H230V42H228L227 43V46H229V48H231V51H237V49H236V47L234 46V45H238V41H235L234 42V39L236 38V36H235V32H233L232 31ZM240 28V27H239ZM247 28V27H246ZM254 28V27H253ZM257 28V27H256ZM36 29H40V31L41 30H44V33L42 34V35H40V36H36V35H38V34H34V33H36ZM75 29V28H74ZM109 29V28H108ZM108 29H106V30H108ZM143 29H144V27H143ZM164 29H166V25L164 26V27H162V25L161 24H157V25H149L148 26V30L145 28V30H147V33H148V31H149V33H148V36L146 37V38H142L141 37V35L139 36V37H141L142 38V41L140 42L141 44H142V42H147V44L148 43H153V42H156V43H158V44H160L161 43V35L164 33L163 32V30ZM190 29H192V28H190ZM242 29V28H241ZM258 31L256 30V32H258L257 34H258V36L259 35H261V37H263L264 38V25L262 26H259L258 28ZM62 30V29H61ZM82 30H84V31H82ZM105 30V31H106ZM136 30V29H135ZM139 31L141 30V29H138ZM193 30V29H192ZM191 30V31H192ZM196 30H198V29H196ZM201 30V29H200ZM202 30H203V28H202ZM222 30H223V28H222ZM237 30V29H236ZM246 30H251L250 28L248 29H246ZM5 31V30H4ZM25 31H29L30 33H27V32H25ZM31 31H33L34 33H31ZM39 31V32H40ZM65 31H66V29H65ZM93 31H95V34H93ZM97 31V32H96ZM141 31H143V30H141ZM158 31H160L159 32V34L158 35H156V32H158ZM171 31H170V33H171ZM180 31V30H179ZM182 31V30H181ZM199 31V30H198ZM207 31V30H206ZM209 31V30H208ZM214 31H216V29L214 30ZM235 31V30H234ZM3 32V31H2ZM6 32V31H5ZM38 32V33H39ZM69 32H71V29H70V31ZM88 32H89V34H88ZM90 32H92V34H90ZM107 32V31H106ZM144 32V31H143ZM146 32V31H145ZM195 32V31H194ZM204 32V31H203ZM217 32H218V30H217ZM216 32V33H217ZM238 32V31H237ZM242 33H243V31H241ZM246 33H247V31H245ZM244 32V33H245ZM254 32V31H253ZM20 33H25V34H27L26 36H25V34L24 35H22V34H20ZM65 33V32H64ZM67 33V32H66ZM65 33V34H66ZM72 33H73V31H72ZM105 33V32H104ZM141 33V32H140ZM169 33V31H168V34H170ZM188 33V32H187ZM215 32H213L212 34H214ZM223 33V32H222ZM227 33V34H228ZM245 33V34H246ZM6 34V33H5ZM8 34V33H7ZM68 34V33H67ZM71 34V33H70ZM146 34V33H145ZM181 34V33H180ZM185 34H186V32H185ZM201 34V33H200ZM224 34V33H223ZM245 34H241L242 35V37L245 35ZM248 34V33H247ZM12 35V34H11ZM143 35V34H142ZM175 35H177V34H175ZM187 35H189V34H187ZM217 35H219V34H217ZM253 35V34H252ZM254 35H256V34H254ZM254 35H253V37H254ZM13 36V35H12ZM69 36V35H68ZM164 36H165V34H164ZM171 36H173V35H171ZM177 36H180V35H177ZM191 36V35H190ZM190 36H180V37H178L177 39H173V40H165V43L167 42V43H169L168 45H167V48H166V50H160V51H157L155 54H156V56H157V58H158V60L157 61H160L161 63H163V64H159L158 66H160V67H164L163 69L164 70H166V71H168V72H171L170 70H171V68L172 67H174L175 65H177V64H175L176 62V59H177V54H181V53H186V52H193V54H194V52H197L200 48H201V46H200V48L198 49V46L200 45V42H199V40H196L197 38H195V39H192V38H190ZM204 36H205V38H207L206 37V35L204 34ZM212 36V35H211ZM214 36H216V34L214 35ZM219 36H221V35H219ZM65 37V36H64ZM63 37V38H64ZM145 37V36H144ZM191 37H193V36H191ZM247 37V36H246ZM250 37V36H249ZM256 37V36H255ZM62 38V37H61ZM166 38V37H165ZM168 38H170V35H169V37ZM205 38H203V40L205 39ZM210 38V37H209ZM209 38H207V39H209ZM217 38V37H216ZM215 38V39H216ZM224 38H226V36L224 37ZM258 37H256V39H257ZM10 39V40H11ZM68 39V38H67ZM100 39H102V38H100ZM167 39V38H166ZM199 39V38H198ZM202 39V38H201ZM206 39V40H207ZM215 39H214V42H215ZM217 39H219V38H217ZM253 39V38H252ZM259 39H262V38H259ZM202 40V41H203ZM210 40H212V39H210ZM209 40V41H210ZM221 40V39H220ZM224 40V39H223ZM222 40V41H223ZM248 40V39H247ZM253 40H255V39H253ZM264 40V39H263ZM9 41V40H8ZM69 41H70V37H69ZM241 41V40H240ZM256 41V40H255ZM260 41V40H259ZM206 42V41H205ZM253 42V41H252ZM257 42V41H256ZM263 42V41H262ZM5 43V42H4ZM7 43V42H6ZM156 43H154V44H156ZM163 43H164V41H163ZM164 43V44H165ZM166 43V44H167ZM204 43V42H203ZM216 43V42H215ZM254 43V42H253ZM206 44V43H205ZM221 44V43H220ZM226 44V43H225ZM245 44H247V43H245ZM250 44V43H249ZM255 44V43H254ZM73 47H72V46ZM133 45H135L134 47H133ZM144 45V44H143ZM150 45V44H149ZM148 45V46H149ZM153 45V44H152ZM209 45V44H208ZM212 45H213V43H212ZM224 45V44H223ZM7 46H9V45H7ZM63 46V45H62ZM142 46V45H141ZM147 46V45H146ZM151 46V45H150ZM157 46V45H156ZM156 46H154V48H156ZM162 46V45H161ZM160 46V47H161ZM165 46V45H164ZM222 46V45H221ZM253 46V45H252ZM256 46V45H255ZM259 46H261V44H259L257 47H259ZM2 47V46H1ZM29 47V48H30ZM100 47V46H99ZM121 47V46H120ZM203 47V46H202ZM211 47V46H210ZM210 47H208V48H210ZM215 47H218V46H215ZM215 47H213L212 46V48H215ZM235 47V48H234ZM244 47V46H243ZM246 47L247 46H245V49H246ZM27 48V47H26ZM25 48V49H26ZM28 48V49H29ZM56 48H57V46H56ZM61 48V47H60ZM63 48V47H62ZM67 48V47H66ZM139 48V47H138ZM145 48H147V47H145ZM151 48H153V47H151ZM151 48H149V49H151ZM223 48V47H222ZM228 48V47H227ZM228 48V49H229ZM240 48H242V46L240 47ZM240 48H239V50H240ZM254 48V47H253ZM260 49H261V47H259ZM263 48V47H262ZM4 49V47L2 48V50ZM6 49V48H5ZM4 49V50H5ZM9 49V48H8ZM55 49V48H54ZM65 49V48H64ZM103 49V48H102ZM117 49H119V48H117ZM121 49H122V47H121ZM136 49H137V47H136ZM158 49V48H157ZM203 49H204V47H203ZM203 49H201L202 51H203ZM205 49H207L206 47H205ZM244 48H242L241 50H243ZM251 49V48H250ZM250 49L248 50V49H246L247 51H250ZM1 50V51H2ZM3 50V51H4ZM10 50V49H9ZM13 50V49H12ZM30 50H29V52H28V50L26 49L24 52H19V54H14L13 56H15V55H22V57L21 56H19V57H21V60H19V62H20V64L19 65H21L20 67L21 68H24V67H26V65H28L29 64V62L28 63H26V64H24L25 62H27L26 60H28L30 57V54H32L31 52H30ZM57 50V49H56ZM62 50V49H61ZM115 50V49H114ZM114 50H113V52H114ZM126 50V49H125ZM125 50H119L120 52H117V51H115L114 53L113 52H111L113 55H111V56H109V57H107L106 56V59H110V62H114V61H112L111 60V58H113V60H117L116 62L118 63L119 61L118 60H121V59H125V57H127L128 55L129 56H131L130 54H126L124 51ZM132 50V49H131ZM141 50V49H140ZM155 50V49H154ZM210 50V49H209ZM214 50V49H213ZM227 50V49H226ZM35 51V50H34ZM54 51V50H53ZM133 51V50H132ZM142 51V50H141ZM144 51V50H143ZM219 51V50H218ZM256 51H258L257 50V48H256ZM262 50H260V52H261ZM4 52H6V51H4ZM10 52V51H9ZM60 52V51H59ZM65 52V51H64ZM140 52V51H139ZM146 52V51H145ZM145 52H144V54H145ZM155 52V51H154ZM154 52H153V54H154ZM222 52V51H221ZM226 52V51H225ZM228 52V51H227ZM243 52H244V50H243ZM251 52H253V51H251ZM260 52H257L256 54L253 52V55L255 56V58L256 59H258V62H259V60L264 56V55H262V53L264 52H261V54H258V53H260ZM3 53V52H2ZM17 53V52H16ZM34 53H36V52H34ZM56 53H57V51H56ZM101 53H102V51H101ZM110 53V54H111ZM132 53V52H131ZM140 53H142V52H140ZM147 53V52H146ZM200 52L198 51V54H199ZM202 54H203V52H201ZM205 53V52H204ZM212 53V52H211ZM210 53V54H211ZM215 53V52H214ZM229 53V52H228ZM232 53V52H231ZM237 53V52H236ZM240 53V52H239ZM44 54V53H43ZM51 54H52V52H50V53H46V54H44L43 56L44 57H42V59H41V61H40V59H39V63H46V62H48L49 61V59L51 60H53L54 59V57H52V58H50V56H51ZM135 54V53H134ZM139 54V53H138ZM150 54V53H149ZM220 54V53H219ZM219 54H217L218 56H219ZM227 54V53H226ZM245 54H248V53H245ZM244 54V55H245ZM264 54V53H263ZM11 55V54H10ZM10 55H8V56H10ZM24 55V56H23ZM33 55V54H32ZM41 55H39V56H41ZM54 55H55V53H54ZM103 55V54H102ZM142 55V54H141ZM147 55V54H146ZM189 55V54H188ZM187 55V56H188ZM195 55V54H194ZM212 56H213V54H211ZM210 55V56H211ZM220 55H223V53L222 54H220ZM224 55H225V53H224ZM237 55V54H236ZM249 57H250V52H249ZM0 56H2V55H0ZM105 56V55H104ZM135 56V55H134ZM155 56V57H156ZM171 56H177L176 57V59L174 60L173 59V57H171ZM191 56V55H190ZM209 56V55H208ZM211 56V57H212ZM226 56V55H225ZM231 56V55H230ZM238 56V55H237ZM237 56H234V57H237ZM240 56V55H239ZM7 57V56H6ZM38 57V56H37ZM56 58H57V56H55ZM59 57V56H58ZM99 57H101L100 59H99ZM149 57V56H148ZM184 57V56H183ZM192 57V56H191ZM198 57V56H197ZM205 57V56H204ZM244 58H245V60H246V56H243ZM242 57V58H243ZM252 57V56H251ZM1 58V57H0ZM8 58V57H7ZM12 58V57H11ZM40 58V57H39ZM136 58V57H135ZM147 58V57H146ZM179 58V57H178ZM201 58V57H200ZM222 58H223V56H222ZM225 58V59H224ZM223 59L226 61V57H224ZM230 57H228V59H229ZM231 58H233V57H231ZM240 58V57H239ZM252 58H254V57H252ZM264 58V57H263ZM3 59V58H2ZM9 59V58H8ZM140 59V58H139ZM139 59H137V60H139ZM144 59V58H143ZM156 59V58H155ZM154 59V60H155ZM198 59H199V57H198ZM202 59V58H201ZM201 59H199V61L201 60ZM204 59V58H203ZM213 59V58H212ZM227 59V60H228ZM236 59H238V58H236ZM255 59V60H256ZM1 60V59H0ZM15 60V59H14ZM13 60V61H14ZM60 60V57H59V61H61ZM145 60V59H144ZM181 60H183V59H181ZM180 60V61H181ZM187 60H188V58H187ZM186 60V61H187ZM191 59L189 58V61H190ZM197 60V59H196ZM207 60H209L208 58H207ZM214 60V59H213ZM221 60V59H220ZM219 60V61H220ZM251 60V59H250ZM252 60H254V59H252ZM251 60V61H252ZM264 59H261L260 61H263ZM3 61H5V62H11L10 60H3ZM15 61H17V60H15ZM104 61H106V60H104ZM109 61V60H108ZM126 61H127V59H126ZM136 61V60H135ZM146 61V60H145ZM144 61V63H146ZM156 61V62H157ZM178 61H179V59H178ZM191 61H193V62H195L194 61V59L193 60H191ZM202 61H204V60H202ZM215 61V60H214ZM224 61V62H225ZM232 61H233V59H232ZM240 61V60H239ZM238 61V62H239ZM244 61V60H243ZM38 62V61H37ZM52 62V61H51ZM61 62V63H62ZM115 62V63H116ZM123 62V61H122ZM142 62H143V60H142ZM142 62H141V66H138L137 67V65H136V67L137 68H135L134 70H133V66L135 65V64H131V68H129V70H128V75L130 76L132 73H135L134 74V76L132 75V77H127L126 76V78H124L123 80H120V81H118V82H120V83H129L130 81H132V80H134L135 79V77H141V76H143V77H145V74H146V72H145V70L144 69H142L141 67H143L142 66ZM211 62V59L209 60V63ZM237 62V61H236ZM264 62V61H263ZM3 63V62H2ZM11 63H13V62H11ZM14 63H16V62H14ZM54 63V62H53ZM57 63H59V62H57ZM84 63V62H83ZM120 63V62H119ZM135 63V62H134ZM140 63V62H139ZM148 63V62H147ZM178 63V62H177ZM182 63V62H181ZM191 63V62H190ZM198 63V62H197ZM197 63H195V64H197ZM203 63V62H202ZM208 63V62H207ZM206 63V64H207ZM223 63V62H222ZM256 63V62H255ZM18 64V63H17ZM34 63L32 62V65H33ZM49 64V63H48ZM76 64V63H75ZM111 64V63H110ZM114 64V63H113ZM123 64V63H122ZM121 64V65H122ZM124 64H125V61H124ZM155 64V63H154ZM182 64H184V63H182ZM185 64H187V63H185ZM185 64H184V67H185ZM199 64H201V63H199ZM199 64H197L198 66H199ZM205 64V65H206ZM230 64L232 65L233 63H231V60H230ZM256 64H258V63H256ZM256 64H255V66H256ZM5 65H7L6 67H5V69L6 68H8V66H10L9 64H5ZM12 65L13 64H11V66L10 67H12ZM41 65V64H40ZM70 65V64H69ZM79 65H80V63H79ZM100 65H102V64H100ZM104 65V64H103ZM119 65V64H118ZM156 65H157V63H156ZM155 65V66H156ZM180 64H178V66H179ZM188 65V64H187ZM228 65V64H227ZM238 65H240V63L238 64ZM237 65V66H238ZM245 65V64H244ZM243 65V66H244ZM248 65V64H247ZM246 65V66H247ZM249 65H250V63H249ZM260 65H261V63H260ZM15 66H17V65H15ZM37 66V65H36ZM54 66H56V65H54ZM60 66V65H59ZM81 66V65H80ZM96 65H95V63H94V65H91L90 67H93V70H97L96 69V67H95ZM144 66H146V65H144ZM148 66V65H147ZM151 66V65H150ZM154 65L152 66V68H154L155 67ZM177 66V67H178ZM183 66V65H182ZM207 66V65H206ZM210 66H211V64H210ZM223 66H224V64H223ZM233 67H234V64L232 65ZM251 66V65H250ZM249 66V67H250ZM254 66V67H255ZM30 67V66H29ZM34 67H35V64H34ZM33 67V68H34ZM45 67H47V66H45ZM62 67V66H61ZM74 67V66H73ZM85 67V66H84ZM88 67V66H87ZM97 67H99V66H97ZM108 67V66H107ZM106 67V68H107ZM113 67V66H112ZM124 66H122V68H123ZM127 67H128V65H127ZM135 67V66H134ZM192 67V66H191ZM204 67V66H203ZM236 67V66H235ZM234 67V68H235ZM245 67V66H244ZM86 68V67H85ZM115 68V67H114ZM120 68V67H119ZM118 68V69H119ZM148 68H149V66H148ZM179 68H180V66H179ZM197 68H199V67H197ZM221 68H222V66H221ZM226 68V67H225ZM232 68V67H231ZM230 68V69H231ZM237 68V67H236ZM248 68V67H247ZM264 68V67H263ZM262 67H261V69H263ZM11 69V68H10ZM51 69V68H50ZM125 69V68H124ZM155 69V68H154ZM158 69V68H157ZM161 69V68H160ZM175 69H176V67H175ZM195 69V68H194ZM216 69V68H215ZM220 69V68H219ZM238 69V68H237ZM243 69V68H242ZM252 69H253V67H252ZM258 69V68H257ZM261 69L260 70H258V73H257V70H255V72L257 73V74H259V72L261 71ZM19 70H21V69H19ZM18 70V71H19ZM23 70V69H22ZM28 70V69H27ZM33 69H31L30 71H32ZM56 70V69H55ZM78 70V69H77ZM85 70V69H84ZM88 70L90 71V69L88 68ZM92 70V71H93ZM149 70V69H148ZM177 70V69H176ZM183 70H186V72L189 70V67H187V68H185V69H179V73H181V71H183ZM190 70H192V69H190ZM198 70V69H197ZM203 70H205V69H203ZM218 70V69H217ZM229 70V69H228ZM241 70V69H240ZM239 69H238V71H240ZM245 70V69H244ZM247 70V69H246ZM250 70V69H249ZM2 71V70H1ZM14 71H15V69H14ZM29 71V70H28ZM67 71V70H66ZM87 71V70H86ZM85 71V72H86ZM89 71H88V73H89ZM91 71V72H92ZM123 71V70H122ZM127 71V70H126ZM156 71V70H155ZM163 71V70H162ZM195 71V70H194ZM207 71V70H206ZM208 71H212V70H208ZM219 71V70H218ZM220 71H221V69H220ZM232 71H235V70H233L232 69ZM232 71H230L229 70V72H232ZM252 71V70H251ZM250 71V72H251ZM8 72H10V71H8ZM16 72V71H15ZM75 72V71H74ZM79 72V71H78ZM83 72V71H82ZM104 72V71H103ZM112 72V71H111ZM195 72H197V71H195ZM204 72V71H203ZM242 72V71H241ZM254 71H252V73H253ZM262 72V71H261ZM1 73V72H0ZM21 73H22V71H21ZM25 73V72H24ZM27 73H29V72H27ZM71 73H73V72H71ZM77 73V72H76ZM75 73V74H76ZM99 73H102V71L101 72H99ZM98 72H97V74H99ZM114 73V72H113ZM155 73H157V71L155 72ZM160 73V72H159ZM175 73V72H174ZM201 73V72H200ZM214 74H217L216 73V71L215 72H213ZM220 73V72H219ZM218 73V74H219ZM225 73V72H224ZM224 73H221L222 75H224ZM234 73V72H233ZM237 73V72H236ZM235 73V74H236ZM240 73V72H239ZM243 74H245L244 72H242ZM247 73H249V71L247 72ZM255 73V74H256ZM3 74V73H2ZM5 74V73H4ZM6 74H8L7 73V71H6ZM10 74V73H9ZM14 74V73H13ZM17 74H18V72H17ZM30 74V73H29ZM28 74V75H29ZM44 74V73H43ZM43 74H40V75H43ZM63 74V73H62ZM62 74H60V75H62ZM64 74H66V73H64ZM79 74H81V73H79ZM91 74V73H90ZM93 74H96V72L94 71L93 72ZM106 74V73H105ZM107 74H108V72H107ZM116 74H117V72H116ZM158 74V73H157ZM163 75H162V78L164 77V73H162ZM168 74V73H167ZM166 74V75H167ZM170 74V73H169ZM188 74V73H187ZM202 74V73H201ZM203 74H206V73H203ZM217 74V75H218ZM254 74V73H253ZM256 74V75H257ZM263 74V73H262ZM27 75V74H26ZM25 74L24 75H21L22 77L23 76H26ZM78 75V74H77ZM86 75V74H85ZM113 76H114V74H112ZM209 75V74H208ZM213 75V74H212ZM212 75H210V76H212ZM226 75V74H225ZM228 75V74H227ZM233 75V74H232ZM238 75V74H237ZM4 76H6V75H4ZM3 76V77H4ZM16 76V75H15ZM18 76H20V74L18 75ZM31 76V75H30ZM46 76V75H45ZM53 76V75H52ZM54 76H55V74H54ZM65 76H67V75H65ZM81 76H83V74L81 75ZM80 76V77H81ZM89 76V75H88ZM104 76V75H103ZM123 76H124V74H123ZM150 76V75H149ZM148 76V77H149ZM155 76V75H154ZM159 76H160V74H159ZM191 76H192V74H191ZM190 76V77H191ZM231 76V75H230ZM229 76V77H230ZM249 76H251V75H249ZM261 77H264V75L262 76V75H260ZM259 76V77H260ZM0 77H1V74H0ZM2 77V78H3ZM7 77H8V75H7ZM17 77V76H16ZM15 77V78H16ZM22 77H20L21 79H23ZM60 77V76H59ZM63 77V76H62ZM71 77V76H70ZM74 77V76H73ZM73 77H71V79L73 78ZM77 77V76H76ZM84 77V76H83ZM99 77V76H98ZM105 77V76H104ZM107 77H109V76H107ZM147 77V78H148ZM172 77H174L173 76V74H172ZM202 77H204V76H202ZM217 77V76H216ZM215 76H214V78L213 79H215L216 78ZM221 77V76H220ZM223 77V76H222ZM234 77H235V75H234ZM233 77V78H234ZM240 77V76H239ZM245 77V76H244ZM9 78V77H8ZM12 78V77H11ZM14 78V79H15ZM19 78V77H18ZM19 78V79H20ZM26 78V77H25ZM43 78V77H42ZM45 78V77H44ZM67 78V77H66ZM96 78V77H95ZM117 78V77H116ZM123 78V77H122ZM142 78V77H141ZM154 78V77H153ZM158 78V77H157ZM160 78V77H159ZM158 78V79H159ZM161 78V79H162ZM175 78V77H174ZM187 78H189V76L187 77ZM194 78V77H193ZM199 78V77H198ZM198 78H196V79H198ZM208 78H209V76H208ZM225 78V77H224ZM243 78V77H242ZM241 78V79H242ZM4 79V78H3ZM3 79H0V80H3ZM6 79V78H5ZM13 79V78H12ZM18 79V80H19ZM58 79H60V78H58ZM70 79V78H69ZM79 79H82V78H79ZM85 79V78H84ZM90 79V78H89ZM92 79V78H91ZM93 79H94V77H93ZM119 79H121L120 78V74H119ZM148 79H150V78H148ZM147 79V81H149ZM156 79V78H155ZM169 79L170 78H167V81H169ZM184 79V78H183ZM210 79V78H209ZM222 79V78H221ZM232 79V78H231ZM261 79V78H260ZM39 80H40V78H39ZM44 80V79H43ZM54 80H55V78H54ZM61 80V79H60ZM68 80V79H67ZM86 80V79H85ZM98 80V79H97ZM142 80H144L145 81V78L143 79L142 78ZM151 80H153L152 78H151ZM164 80V79H163ZM175 80V79H174ZM174 80H172V81H174ZM177 80V79H176ZM189 80V79H188ZM193 80H195V79H193ZM200 80V79H199ZM218 80V79H217ZM223 80V82H225L224 81V79H222ZM228 80V79H227ZM236 80V79H235ZM245 80V79H244ZM243 80V81H244ZM253 80V79H252ZM251 80V81H252ZM264 80V79H263ZM6 81V80H5ZM16 81V80H15ZM15 81H14V83H15ZM29 81V80H28ZM56 81V80H55ZM76 81V80H75ZM81 81V80H80ZM82 81H84V80H82ZM87 81V80H86ZM102 81V80H101ZM106 81V80H105ZM108 81V80H107ZM136 81H138V79L136 80ZM155 81V83H156V81L157 80H154ZM166 81V82H167ZM185 81H187V79L185 80ZM184 81V83H186ZM206 81V80H205ZM219 81V80H218ZM233 81V80H232ZM241 81V80H240ZM243 81L242 82H239V84H243ZM246 81V80H245ZM8 82H9V80H8ZM26 82L27 81H24V80H21L20 82H18V81H16V86L15 87H18V86H23V85H25L26 84ZM46 82H48L47 80H46ZM54 82V81H53ZM53 82L52 83H50V84H48V85H51V84H53ZM57 82V81H56ZM70 82H72V81H70ZM77 82V81H76ZM76 82H74V83H76ZM85 82V81H84ZM92 82H95V81H92ZM110 82V81H109ZM114 82V81H113ZM133 82V81H132ZM140 82H142V81H140ZM174 82H176V81H174ZM173 82V83H174ZM215 82H217V81H215ZM229 82V81H228ZM231 82V81H230ZM230 82H229V88H230ZM238 82V81H237ZM247 82H249V81H247ZM246 82V83H247ZM262 82V81H261ZM264 82V81H263ZM49 83V82H48ZM79 83H81V85H82V82H79ZM127 83V84H128ZM131 83V82H130ZM139 83V82H138ZM148 83V82H147ZM146 83V84H147ZM159 83V82H158ZM168 83V82H167ZM167 83H166V85H167ZM181 83H183V82H181ZM180 83V84H181ZM189 83V82H188ZM200 83V82H199ZM201 83H203V81L201 80ZM214 83V82H213ZM219 83H220V81H219ZM236 83V82H235ZM3 84V81H1V85ZM9 84V83H8ZM8 84H6V85H8ZM13 84V83H12ZM39 84V83H38ZM57 84H58V82H57ZM72 84V83H71ZM77 84H78V82H77ZM103 84V83H102ZM106 84V83H105ZM136 84V83H135ZM150 84V83H149ZM171 84H172V82H171ZM170 84V85H171ZM175 84V83H174ZM198 84V83H197ZM212 84V83H211ZM228 84V83H227ZM15 85V84H14ZM42 85V84H41ZM45 85H47V84H45ZM61 85V84H60ZM64 85V84H63ZM79 85V84H78ZM77 85V86H78ZM88 85V84H87ZM97 85H99V84H97ZM125 86H127L126 84H124ZM155 85V84H154ZM183 85V84H182ZM205 85V84H204ZM213 85V84H212ZM223 85V84H222ZM247 85V84H246ZM249 85V84H248ZM252 85V84H251ZM250 85V86H251ZM257 85V84H256ZM10 86V85H9ZM8 86V87H9ZM38 86V85H37ZM43 86V85H42ZM42 86H40V87H42ZM54 86V85H53ZM52 86V87H53ZM75 86V85H74ZM121 86V85H120ZM135 86V85H134ZM137 87H138V85H136ZM139 86H140V83H139ZM142 86V85H141ZM151 86H152V83H151ZM172 86V85H171ZM199 86H200V84H199ZM202 86V85H201ZM206 86V85H205ZM208 86H209V84H208ZM225 86V85H224ZM223 86V87H224ZM243 87H244V85H242ZM242 86L240 87V92H238V93H240L241 95H244V94H246V92H247V89L246 88H242ZM249 86V87H250ZM48 87H50V86H48ZM67 87V86H66ZM71 87V86H70ZM80 87H82V86H80ZM115 87H116V85H115ZM114 87V88H115ZM132 87V86H131ZM130 87V88H131ZM154 87V86H153ZM163 87V86H162ZM180 87H181V85H180ZM207 87V86H206ZM214 87V86H213ZM253 87V86H252ZM7 88V87H6ZM5 88V90H8V88L6 89ZM23 88H24V86H23ZM43 88H44V86H43ZM45 88H46V86H45ZM55 88H57V87H55ZM58 88H60V87H58ZM79 88V87H78ZM77 88V89H78ZM82 88H84V87H82ZM102 88V87H101ZM117 88V87H116ZM119 88V87H118ZM128 88V87H127ZM177 88V87H176ZM183 87H181V89H182ZM193 88V87H192ZM195 88V87H194ZM201 88V87H200ZM199 88V90H201ZM228 88V87H227ZM232 88H233V86H232ZM237 88H239V87H237ZM13 89H15V88H13ZM12 89V91H11V94H12V92H13V94L15 95V96H13L14 98H16L17 97V99L15 100L16 102H17V100H18V105H19V103L21 104V102L20 101H24L23 103H25V100H27L26 102L27 103H29V102H31V101H29L28 100V97H27V99H25V97L26 96H24V94L22 95V93H23V89L21 88H19V89H15V90H13ZM40 89V88H39ZM65 89V88H64ZM63 89V90H64ZM70 89V88H69ZM76 89V90H77ZM80 89V88H79ZM99 89V91H97V92H100V88H98ZM120 89V88H119ZM121 89H122V87H121ZM123 89H125V88H123ZM122 89V90H123ZM132 89V88H131ZM155 89H156V87H155ZM170 89H171V87H170ZM177 89H179V87L177 88ZM184 89H185V87H184ZM187 89V88H186ZM190 90H191V88H189ZM203 89V88H202ZM219 89V88H218ZM222 89V88H221ZM234 89V88H233ZM236 89V88H235ZM234 89V90H235ZM251 89V88H250ZM9 90H11L10 88H9ZM32 90V89H31ZM62 90V89H61ZM62 90V91H63ZM83 90V89H82ZM110 90H112V89H110ZM108 91V93L109 92H111V91ZM122 90H120V91H122ZM135 90V89H134ZM133 90V91H134ZM141 90V89H140ZM139 90V91H140ZM144 90V89H143ZM158 90V89H157ZM161 90V89H160ZM174 90V89H173ZM230 90V89H229ZM237 90V89H236ZM235 90V91H236ZM40 91V90H39ZM74 91V90H73ZM96 91V90H95ZM124 91V90H123ZM127 91V90H126ZM154 91V90H153ZM159 91V90H158ZM163 91V90H162ZM166 91V90H165ZM164 91V92H165ZM168 91V90H167ZM166 91V92H167ZM184 91V90H183ZM195 91V90H194ZM196 91H198V89H196ZM195 91V92H196ZM204 91V90H203ZM208 91V90H207ZM206 91V92H207ZM214 91V90H213ZM218 91V90H217ZM227 91V90H226ZM254 91V90H253ZM25 92V91H24ZM44 92V91H43ZM64 92V91H63ZM68 92V91H67ZM66 92V93H67ZM78 92V91H77ZM81 92V91H80ZM97 92H95V93H97ZM112 92H113V90H112ZM130 92V91H129ZM143 92V91H142ZM149 92V91H148ZM177 92H179L178 90H177ZM186 92H188V91H186ZM199 92V91H198ZM249 92V91H248ZM247 92V93H248ZM26 93V92H25ZM32 93V92H31ZM65 93V92H64ZM75 93V92H74ZM107 93V92H106ZM134 93L136 94L137 92L136 91H134ZM144 93V92H143ZM142 93V94H143ZM160 93H161V91H160ZM171 93V92H170ZM180 93V92H179ZM178 93V94H179ZM182 93V92H181ZM193 93V92H192ZM191 93V94H192ZM205 93V92H204ZM217 93V92H216ZM222 93V92H221ZM228 93V92H227ZM237 93V92H236ZM250 93V92H249ZM257 93V92H256ZM255 93V94H256ZM28 94H30V93H28ZM69 94V93H68ZM80 94V93H79ZM83 94H85V93H83ZM111 94V93H110ZM113 94V93H112ZM131 94V93H130ZM147 94V93H146ZM174 94V93H173ZM190 94V95H191ZM195 94H198V93H195ZM208 94V92L205 94V95H207ZM214 94V93H213ZM225 94V93H224ZM230 94H231V92H230ZM234 94V93H233ZM31 95V94H30ZM97 95H98V93H97ZM106 95V94H105ZM108 95V94H107ZM126 95V94H125ZM161 95V94H160ZM167 95H168V92H167ZM183 96H184V94H182ZM192 95H194V94H192ZM212 95V94H211ZM217 95V94H216ZM249 95V94H248ZM43 96V95H42ZM41 96V97H42ZM95 95H93L92 97H91V99H94L93 97H94ZM112 95H110V97H111ZM136 96V95H135ZM141 96V95H140ZM146 96V95H145ZM147 96H148V94H147ZM146 96V97H147ZM155 96V95H154ZM161 96H163V95H161ZM170 96H172V95H170ZM182 96V97H183ZM201 96V95H200ZM204 96V95H203ZM214 96H215V94H214ZM225 96V95H224ZM226 96H227V94H226ZM225 96V97H226ZM231 96V95H230ZM229 96V97H230ZM234 96V95H233ZM236 96H238V95H236ZM247 96V95H246ZM33 97V96H32ZM97 97V96H96ZM95 97V98H96ZM106 97V96H105ZM124 97V96H123ZM129 97V96H128ZM150 97V96H149ZM152 97V96H151ZM156 97V96H155ZM207 97V96H206ZM210 97H213V96H210ZM228 97V96H227ZM235 97V96H234ZM248 97V96H247ZM30 98H31V96H30ZM43 98V97H42ZM48 98V97H47ZM118 98H119V96H118ZM122 98V97H121ZM184 98V97H183ZM182 98V99H183ZM186 98H188V97H185V100H186ZM195 98V97H194ZM193 97H192V99H194ZM217 98V97H216ZM248 98H250V97H248ZM254 98V97H253ZM252 98V99H253ZM2 99V98H1ZM9 99V98H8ZM105 98H103V100H104ZM106 99H107V97H106ZM115 99V98H114ZM120 99V98H119ZM125 99V98H124ZM138 99V98H137ZM140 99V98H139ZM143 99V98H142ZM145 99V98H144ZM152 99V98H151ZM151 99L149 98V103L151 102ZM153 99H154V97H153ZM152 99V100H153ZM156 99V98H155ZM168 99V98H167ZM235 99V98H234ZM247 99V98H246ZM246 99H245V97L243 98H240V102L243 100V101H245L246 102ZM257 99V98H256ZM256 99H254V101L256 100ZM259 99V98H258ZM263 99V98H262ZM6 100V99H5ZM12 100V99H11ZM31 100H32V98H31ZM40 100L42 101V99L40 98ZM47 100V99H46ZM50 100V99H49ZM48 100V101H49ZM54 100V99H53ZM58 100V99H57ZM81 100V99H80ZM82 100H83V98H82ZM95 100V99H94ZM99 100H101L100 98H99ZM116 100L118 101V99L116 98ZM121 100V99H120ZM127 100V99H126ZM131 100V99H130ZM165 100H166V98H165ZM171 100V99H170ZM174 100V99H173ZM181 100V99H180ZM188 100V99H187ZM218 100V99H217ZM230 100V99H229ZM1 101V100H0ZM3 101V100H2ZM7 102H8V100H6ZM5 101V102H6ZM29 101V102H28ZM37 101V100H36ZM102 101V100H101ZM106 101V100H105ZM107 101H108V99H107ZM123 101V100H122ZM174 101H178V100H174ZM173 101V102H174ZM189 101V100H188ZM192 101V100H191ZM195 101V100H194ZM201 101V100H200ZM225 101V100H224ZM235 101V100H234ZM239 101V100H238ZM243 101H242V103H243ZM254 101H252V102H254ZM257 101V100H256ZM259 101V100H258ZM4 102V101H3ZM4 102V103H5ZM13 102V100L12 101H10L9 103H12ZM33 102H35L34 100H33ZM50 102H51V100H50ZM52 102H54V101H52ZM57 102V101H56ZM55 102V103H56ZM82 102V101H81ZM89 102H91L92 103V101H90V98H89ZM88 102V103H89ZM95 102V101H94ZM112 102V101H111ZM128 102V101H127ZM180 102V101H179ZM202 102V101H201ZM204 102V101H203ZM216 102V101H215ZM232 102H233V100H232ZM239 102V103H240ZM250 102V101H249ZM251 102V103H252ZM1 103V102H0ZM9 103H8V105H9ZM27 103H25V104H27ZM42 103V102H41ZM47 103V102H46ZM88 103H87V105H88ZM104 103V102H103ZM107 103V102H106ZM114 103V102H113ZM120 103V102H119ZM122 103V102H121ZM138 103V102H137ZM136 103V104H137ZM178 103V102H177ZM223 103V102H222ZM226 103V102H225ZM224 103V104H225ZM260 103V102H259ZM6 104V103H5ZM13 104H14V102H13ZM16 104V103H15ZM14 104V105H15ZM30 104V103H29ZM43 104H45V103H43ZM95 104H97V103H95ZM115 104V103H114ZM118 104V103H117ZM127 104V103H126ZM129 104V103H128ZM127 104V105H128ZM132 104V103H131ZM134 104V103H133ZM135 104V105H136ZM145 104V103H144ZM148 104V103H147ZM147 104H145L146 106H147ZM154 104V103H153ZM164 104H166V103H164ZM170 104V103H169ZM174 104H175V102H174ZM179 104V103H178ZM180 104H182V103H180ZM179 104V106H181ZM205 104V103H204ZM203 104V105H204ZM214 104V103H213ZM230 104V103H229ZM228 104V105H229ZM258 104V103H257ZM2 105V104H1ZM11 105V104H10ZM9 105V106H10ZM17 105V106H18ZM52 105H54L53 103H52ZM83 105V104H82ZM86 105V104H85ZM89 105H90V103H89ZM91 105H93V104H91ZM98 105V104H97ZM96 105V106H97ZM107 105V104H106ZM106 105H105V103H104V106L106 107ZM110 105V104H109ZM108 105V106H109ZM116 105V104H115ZM126 105V106H127ZM177 105V104H176ZM185 105H188L187 103H185ZM189 105H191V104H189ZM206 105V104H205ZM227 105V106H228ZM242 105H244V104H242ZM255 105V104H254ZM259 105V104H258ZM12 106V105H11ZM20 106H22V105H20ZM20 106H18V107H20ZM25 106V105H24ZM29 107L31 106V104L30 105H28ZM28 106H26L25 107V109L26 108H28ZM36 106H37V104H36ZM35 106V107H36ZM48 106V105H47ZM50 107H52L51 106V104L49 105ZM49 106H48V108H49ZM80 106H81V104H80ZM98 106H100V105H98ZM97 106V107H98ZM102 106H103V104H102ZM120 106V105H119ZM130 106V105H129ZM150 106H153L152 104H150ZM174 106V105H173ZM172 106V108H174ZM239 106H241V105H239ZM239 106H238V109H240L239 108ZM245 106V105H244ZM247 106V105H246ZM245 106V107H246ZM249 106V105H248ZM247 106V107H248ZM260 106H261V104H260ZM40 107V106H39ZM93 107V106H92ZM111 107V106H110ZM122 107H123V105H122ZM142 107V106H141ZM148 107V106H147ZM155 107V106H154ZM189 107V106H188ZM195 107V106H194ZM233 108H234V106H232ZM237 107V106H236ZM236 107L234 108V109H236ZM246 107V110L248 109V110H250V108H247ZM1 108V107H0ZM21 108H24V107H21ZM32 108V107H31ZM96 108V107H95ZM119 108V107H118ZM125 108H127V107H125ZM130 108V107H129ZM134 108V107H133ZM139 108V107H138ZM143 108V107H142ZM140 109V110H143V109ZM150 108V107H149ZM181 108V107H180ZM196 108V107H195ZM204 108V107H203ZM232 108V109H233ZM256 108V107H255ZM254 108V109H255ZM260 108V107H259ZM9 109H12L13 110V107L12 108H9ZM8 109V110H9ZM28 109H30V108H28ZM43 109V108H42ZM46 109V108H45ZM83 109H85L84 107H83ZM82 109V110H83ZM87 110H88V108H86ZM112 109V108H111ZM115 109V108H114ZM152 109V108H151ZM150 109V110H151ZM154 109V108H153ZM153 109H152V111H153ZM155 109H156V107H155ZM243 109V108H242ZM254 109H251L252 111L254 110ZM257 109V108H256ZM255 109V110H256ZM19 110V109H18ZM23 110V109H22ZM35 110V109H34ZM33 110V112L36 114V111H34ZM37 110H39V109H37ZM89 110H90V108H89ZM92 110V109H91ZM95 110V109H94ZM93 110V111H94ZM118 110V109H117ZM124 110V109H123ZM132 110V109H131ZM137 110V109H136ZM245 110V111H246ZM262 110V109H261ZM4 111V110H3ZM10 111V110H9ZM21 111V110H20ZM28 111V114H29V110H27ZM27 111H25V112H27ZM46 111V110H45ZM45 111H43V112H45ZM47 111H48V109H47ZM84 111V110H83ZM101 111V110H100ZM104 111H105V109H104ZM135 111V109H133V112ZM163 111V110H162ZM165 111V110H164ZM172 111H173V109H172ZM225 111V110H224ZM240 111V110H239ZM238 111V112H239ZM259 111V110H258ZM8 112V111H7ZM17 112H19V111H17ZM39 112H41V111H39ZM89 112V111H88ZM96 112H97V110H96ZM106 112V111H105ZM110 112V111H109ZM115 112V111H114ZM121 112V111H120ZM120 112H119V114H120ZM132 112V113H133ZM143 112V111H142ZM215 112V111H214ZM228 112V111H227ZM6 113V112H5ZM13 113V112H12ZM14 113H16V112H14ZM22 113V112H21ZM37 113H38V111H37ZM42 113V112H41ZM40 113V115L42 116V114ZM79 113L80 112H77V114L79 115ZM98 113H99V111H98ZM102 113L104 114V112H103V109H102V112H101V116H102ZM107 113H108V111H107ZM135 113V112H134ZM146 113V112H145ZM174 114H175V112H173ZM218 113V112H217ZM225 113V112H224ZM243 113V112H242ZM244 113H246V112H244ZM258 113V112H257ZM4 114V113H3ZM17 114V113H16ZM15 114V115H16ZM20 114V113H19ZM26 114V113H25ZM27 114V115H28ZM34 114V115H35ZM44 114V113H43ZM49 114V113H48ZM54 114V113H53ZM75 114V113H74ZM83 114H85V113H83ZM91 114H93V113H91ZM124 114V113H123ZM136 114V113H135ZM142 114V113H141ZM147 114V113H146ZM149 114V113H148ZM161 114H162V112H161ZM222 114V113H221ZM261 114V113H260ZM1 115V114H0ZM11 115V114H10ZM14 115V114H13ZM31 116H32V114H30ZM51 115V114H50ZM76 115V114H75ZM75 115L73 116V117H75ZM81 115H82V112H81ZM97 115V114H96ZM95 115V116H96ZM106 115V114H105ZM109 114H107V116H108ZM118 115V114H117ZM127 115H128V113H127ZM126 115V116H127ZM133 115V114H132ZM140 115V114H139ZM234 115V113L232 112V113H230V111H229V113H227V115L226 116H228L229 118L231 117V116H233ZM254 115V114H253ZM4 116V115H3ZM18 116V115H17ZM17 116H16V118H17ZM20 117H21V115H19ZM31 116H29V117H31ZM47 116V115H46ZM85 116V115H84ZM88 116V115H87ZM99 116H100V114H99ZM110 116V115H109ZM112 116V115H111ZM114 116H115V114H114ZM125 116V117H126ZM130 116V115H129ZM137 116V115H136ZM161 116V115H160ZM197 116V115H196ZM241 116H242V114H241ZM263 116H264V113H263ZM15 117V116H14ZM27 117V116H26ZM43 117V116H42ZM72 117V118H73ZM82 117V116H81ZM93 117V116H92ZM98 117V116H97ZM116 117V116H115ZM115 117H114V120H117V118L115 119ZM121 116H119V118H120ZM132 117V116H131ZM140 117V116H139ZM200 117H201V114H200ZM203 117V116H202ZM1 118H2V116H1ZM9 118V117H8ZM11 118H13V117H11ZM15 118V119H16ZM19 118V117H18ZM16 119V121H15V119H14V121L17 123V121H19V119ZM45 118V117H44ZM43 118V119H44ZM59 118V117H58ZM91 118V117H90ZM96 118V117H95ZM103 118H104V116H103ZM103 118H101V119H103ZM106 118V117H105ZM118 118V119H119ZM127 118H128V116H127ZM197 118V117H196ZM212 118V117H211ZM245 118V117H244ZM4 119V118H3ZM6 119V118H5ZM5 119H4V121H5ZM27 120H30V119H28V118H26ZM32 119V118H31ZM100 119V118H99ZM108 119V118H107ZM113 119V118H112ZM122 119V118H121ZM152 119V118H151ZM156 119V118H155ZM170 119V118H169ZM168 119V120H169ZM192 119V118H191ZM204 120H206L205 119V117L203 118ZM202 119V120H203ZM220 119H224L223 117H221ZM239 119V118H238ZM242 120H243V118H241ZM258 119V118H257ZM1 120V119H0ZM21 120H23V119H21ZM25 120V119H24ZM26 120V121H27ZM34 120H36V119H34ZM50 120H54V121H57V118L56 117H54L53 115L52 116H49V118L47 117L46 118V120H44L45 121V123H43V124H46V125H48V124H50ZM63 120H64V118H63ZM72 120L73 119H71V122H72ZM92 120V119H91ZM231 120H232V118H231ZM236 120V119H235ZM240 120V119H239ZM12 122V124H13V120H11ZM40 121V120H39ZM41 121H43V120H41ZM43 121V122H44ZM61 121V120H60ZM67 121H69V120H67ZM66 121V122H67ZM77 121V120H76ZM83 121V120H82ZM95 121V120H94ZM99 121V123L98 124H100L101 122H100V120H98ZM102 121V120H101ZM106 121V120H105ZM112 120H110V121H108V124L111 122ZM197 121H198V119H197ZM221 121V120H220ZM228 121V120H227ZM257 121H260V124H261V120H260V117H259V120H257ZM6 122H8V120L6 121ZM22 122V121H21ZM24 122V121H23ZM28 122V121H27ZM31 122V121H30ZM38 122V121H37ZM52 122V121H51ZM65 122V121H64ZM70 122V121H69ZM69 122H67V123H69ZM73 122H75V119H74V121ZM112 122H114V121H112ZM117 122V121H116ZM129 122V121H128ZM136 122V121H135ZM170 122V121H169ZM175 122V121H174ZM223 122V121H222ZM232 122V121H231ZM2 123V120H1V122H0V124ZM10 123V124H11ZM19 123V122H18ZM17 123V124H18ZM33 123V122H32ZM34 123H36V122H34ZM33 123V124H34ZM67 123H65V124H67ZM76 123V122H75ZM86 123V122H85ZM89 123V122H88ZM87 123V124H88ZM115 123V122H114ZM113 123V124H114ZM121 123V122H120ZM131 123H132V121H131ZM206 123V122H205ZM221 123V122H220ZM259 123V122H258ZM6 124V123H5ZM9 124V123H8ZM17 124H15L16 125V128H17ZM28 124V123H27ZM30 124V123H29ZM52 124V123H51ZM60 124V123H59ZM65 124H64V126H65ZM94 124V123H93ZM93 124H92V126H93ZM112 124V125H113ZM118 125H119V122L117 123ZM116 124V125H117ZM169 124V123H168ZM173 124V123H172ZM200 124V123H199ZM214 124V123H213ZM218 125H219V123H217ZM223 124V123H222ZM221 124V125H222ZM2 125H3V123H2ZM41 125V127L40 128H42L43 127V125L42 124H40ZM69 125V124H68ZM78 125V124H77ZM194 125V124H193ZM210 125V124H209ZM216 125V124H215ZM258 125V124H257ZM4 126V125H3ZM3 126H2V129H3ZM7 126H9V125H7ZM6 126V127H7ZM13 126H14V124H13ZM19 126H20V124H19ZM36 126H38L37 124H35V128H36ZM63 126V125H62ZM89 126V125H88ZM108 126V125H107ZM111 126V125H110ZM120 126V125H119ZM123 126V125H122ZM130 126V125H129ZM172 126V125H171ZM196 126V125H195ZM199 126H201V125H199ZM205 126V125H204ZM214 126V125H213ZM213 126L211 127V128H209L210 130L213 128ZM225 126V125H224ZM251 126H252V124H251ZM261 126V125H260ZM262 126H263V124H262ZM32 128L33 126H31V124L28 126V128ZM46 127V126H45ZM66 127V126H65ZM85 127H86V124H85ZM97 126L95 125V126H93V128L90 130L91 131V137H94V138H96L97 139V136L99 135L98 134V127L96 128ZM100 127H101V125H100ZM113 127V126H112ZM208 127V126H207ZM210 127V126H209ZM217 127V126H216ZM247 127V126H246ZM249 127V126H248ZM13 128V127H12ZM21 128H23V127H20V129ZM30 128V129H31ZM34 128V127H33ZM34 128V129H35ZM67 128V127H66ZM79 128V127H78ZM84 128V127H83ZM105 128V127H104ZM106 128H108L109 129V127H106ZM127 128V127H126ZM199 128V127H198ZM202 128L203 129H206V128H204L203 127V125H202ZM262 128V127H261ZM19 129V128H18ZM19 129V130H20ZM29 129V130H30ZM37 129V131H38V128H36ZM43 129V128H42ZM56 129H58V127L56 128ZM122 129V128H121ZM144 129V128H143ZM264 129V128H263ZM6 130V129H5ZM86 130V129H85ZM196 130V129H195ZM199 130V129H198ZM202 130V129H201ZM207 130V129H206ZM215 130V129H214ZM214 130L213 131H211V133L212 132H214ZM257 130V129H256ZM37 131H35L34 130V132H37ZM41 131V130H40ZM39 131V132H40ZM45 131V130H44ZM118 131V130H117ZM127 131V130H126ZM203 131V130H202ZM236 131V130H235ZM263 131V130H262ZM4 132V131H3ZM2 132V133H3ZM18 132V131H17ZM25 132H26V130H25ZM33 132V131H32ZM31 132V133H32ZM48 132H50V131H48ZM53 131H51V133H52ZM56 132V131H55ZM57 132H59V129H58V131ZM56 132V134L58 135V133ZM72 132V131H71ZM78 132V131H77ZM82 134H83V132L82 131H80ZM87 132H88V130H87ZM104 132V131H103ZM109 132H110V130H109ZM197 132V131H196ZM195 132V133H196ZM200 132V131H199ZM218 132V131H217ZM0 133H1V131H0ZM8 133H9V131H8ZM8 133H6V134H8ZM14 133V131L11 129L10 130V135L11 134H13ZM16 133V132H15ZM19 133V132H18ZM17 133V134H18ZM24 133V132H23ZM43 133V132H42ZM41 133V134H42ZM51 133H49V134H51ZM61 133V132H60ZM80 133V134H81ZM94 133V134H93ZM108 133V132H107ZM111 133V132H110ZM116 133V132H115ZM118 133H120V131L118 132ZM201 133V132H200ZM207 133V132H206ZM210 133V134H211ZM222 133V132H221ZM5 134V133H4ZM3 134V135H4ZM5 134V135H6ZM33 134V133H32ZM36 134V133H35ZM52 134H54V133H52ZM51 134V135H52ZM55 134V135H56ZM62 134V133H61ZM101 134V133H100ZM122 134V133H121ZM123 134H124V131H123ZM4 135V137H6ZM9 135V134H8ZM37 135V134H36ZM50 135V136H51ZM76 135H78V134H76ZM86 135V134H85ZM88 135H90L89 133H88ZM114 135V134H113ZM124 135H126V134H124ZM164 135V134H163ZM206 135V134H205ZM204 135V136H205ZM14 136V135H13ZM40 136V135H39ZM43 136V135H42ZM59 137H60V135H58ZM57 136V137H58ZM75 136V135H74ZM102 136V135H101ZM100 136V137H101ZM107 136V135H106ZM105 135H104V137H106ZM108 136H109V134H108ZM173 136V135H172ZM207 136V135H206ZM205 136V137H206ZM217 136V135H216ZM3 137V136H2ZM9 137V136H8ZM28 137V139L30 138L28 135L26 136V138ZM32 137H34V136H32ZM55 136H53V138H54ZM67 137V136H66ZM79 137V136H78ZM91 137H89V138H91ZM111 137V136H110ZM121 137V136H120ZM147 137V136H146ZM166 137V136H165ZM188 137V136H187ZM202 137V136H201ZM208 137V136H207ZM214 137V136H213ZM221 137V136H220ZM255 137V136H254ZM38 138V136L36 137V138H34L35 140ZM69 138V137H68ZM67 138V139H68ZM118 138V137H117ZM130 138V137H129ZM215 138V137H214ZM222 138V137H221ZM25 138H23V139H21V137L18 135L17 137H14V143L13 144H15V146H14V148H12V147H10V149L12 150V152H11V150H10V152L11 153H13V155L15 154H17V152L19 153L18 155H21L22 157V160H24L23 162H22V160H17V161H15V162H13L14 164L15 163H20L21 165H23V166H20L21 167V169H22V171H20L21 172V179H23V182H25V183H28V184H30V186L31 185H36V187H38L37 189H41V192H43V191H45L47 194L49 193V194H54V196H55V199H56V201H57V206H59V207H62V206H64L65 208H67L66 207V202L68 203V201H71V199L70 198H72V197H76L78 200H76L75 201V203L77 202V204H76V206L73 204V206H75V207H73V208H67V209H69V210H74V212L73 213H80V214H88V212L90 213H94L95 212V207L93 206V205H96V204H93V201L95 200V197L94 198H91V196L90 197H88L89 195H87V196H85L84 195V193L82 192L83 190H80L79 189V187H78V184H79V182L81 181V178H80V181L78 182V181H75L76 183H75V185H74V187L72 188V189H70V190H68V191H66V190H64L65 188H66V183H65V185H64V183L63 184H61V186L60 185H58L57 187H59V188H51V186L53 185L52 183H50L51 184V186H49L50 188L48 189V187L46 188V186L43 184L44 182V180L42 181V174H46V175H48V174H50V175H52V177L54 178V176H53V174L55 173L54 171H55V169L53 168L54 166H52L51 164L52 163H50L49 162V160L47 159V155H45L43 152H41L40 150H42L43 151V147H45L46 145H44V146H42L43 145V143H42V145L38 142H36L35 140V144H33V142H29L30 144H27V145H25V140H24ZM27 139V140H28ZM71 139H72V137H71ZM77 139V138H76ZM88 139V138H87ZM101 139V138H100ZM103 139V138H102ZM105 139V138H104ZM124 139H126V138H124ZM131 139V138H130ZM138 139V138H137ZM187 139V138H186ZM203 139V138H202ZM206 139V138H205ZM256 139V138H255ZM5 140V139H4ZM39 140V139H38ZM54 140L56 141V137L54 138ZM59 141H60V138L58 139ZM57 140V141H58ZM61 140L62 141H65V139L63 140L62 138H61ZM85 140V139H84ZM132 140H133V138H132ZM191 140V139H190ZM242 140V139H241ZM12 141V140H11ZM25 141V142H24ZM30 141V140H29ZM55 141H53V142H55ZM57 141H56V144H58V143H60L59 141H58V143H57ZM62 141H61V143H62ZM71 141V140H70ZM74 141H76V140H74ZM78 141V140H77ZM87 141V140H86ZM107 141V140H106ZM124 141H126V142H128L127 140H124ZM136 141V140H135ZM203 141V140H202ZM20 142H23L22 144L20 143ZM68 142V141H67ZM93 142V141H92ZM92 142L91 141H88V142H86V143H88V145L86 144L85 146V148H84V150H86L87 148H88V146L90 147V145H92ZM98 141H96V143H97ZM108 142V141H107ZM125 142V143H126ZM143 142H144V140H143ZM193 142V141H192ZM204 142V141H203ZM6 142H4V143H2L0 146L1 147H3V149H4V147L6 148L7 146H6V144H5ZM28 143V142H27ZM32 143V144H31ZM48 143V142H47ZM69 143V142H68ZM80 143V142H79ZM84 143V142H83ZM110 143V142H109ZM112 143V142H111ZM123 143V142H122ZM131 143V142H130ZM129 143V144H130ZM202 143V142H201ZM222 143V142H221ZM55 144V145H56ZM75 144V143H74ZM73 144V145H74ZM98 144H100V142L98 143ZM98 144H96V145H98ZM7 145H8V143H7ZM60 145V144H59ZM58 145V147H60ZM72 145V146H73ZM77 145V144H76ZM75 145V146H76ZM93 145H94V143H93ZM127 145V144H126ZM131 145V144H130ZM144 145V144H143ZM177 145V144H176ZM196 145V144H195ZM205 145V144H204ZM11 146V145H10ZM63 146V145H62ZM71 146V145H70ZM71 146V147H72ZM74 146V147H75ZM81 146V145H80ZM84 146V145H83ZM100 146V145H99ZM106 146V145H105ZM107 146H110V144L109 145H107ZM111 146H112V144H111ZM111 146L109 147V148H111ZM139 146V145H138ZM149 146V145H148ZM190 146V145H189ZM237 146V145H236ZM1 147H0V153L2 154V153H4V152H2V150H1ZM24 147H26L27 149L25 150L24 149ZM42 147V148H41ZM64 147V146H63ZM67 147V146H66ZM82 147V146H81ZM93 147V146H92ZM120 147V146H119ZM132 147V146H131ZM186 148H187V146H185ZM204 147V146H203ZM47 148V147H46ZM56 148H57V146H56ZM55 148V149H56ZM69 148V147H68ZM79 148V147H78ZM83 148V147H82ZM102 148V147H101ZM100 148V149H101ZM103 148H104V146H103ZM114 148V147H113ZM129 145H128V151H129ZM150 148V147H149ZM189 148V147H188ZM191 148V147H190ZM195 148V147H194ZM193 148V149H194ZM237 148V147H236ZM241 148V147H240ZM262 148V147H261ZM58 149V148H57ZM69 149H71V148H69ZM69 149H67L66 151H68ZM74 149V148H73ZM89 149H91V148H89ZM123 149V148H122ZM125 149V148H124ZM123 149V150H124ZM147 149V148H146ZM153 149V148H152ZM151 149V153H153L154 151ZM192 149V151L194 152L195 150H193ZM208 149V148H207ZM54 150V149H53ZM59 150V149H58ZM72 150V149H71ZM71 150H69V151H71ZM76 150V149H75ZM79 150H80V148H79ZM98 150H99V148H98ZM117 150V149H116ZM198 150V149H197ZM235 150V149H234ZM245 150V149H244ZM247 150V149H246ZM55 151H57V150H55ZM54 151V152H55ZM96 151H97V149L95 148V147H93L89 152L90 153H93V154H95L96 153ZM114 151V150H113ZM112 151V152H113ZM126 151V150H125ZM124 151V152H125ZM153 151V152H152ZM189 151H190V149H189ZM235 151H237V150H235ZM239 151V150H238ZM111 152V151H110ZM230 152V151H229ZM56 153V152H55ZM57 153H58V151H57ZM61 153H62V150H61ZM60 153V154H61ZM85 153V152H84ZM99 153V152H98ZM107 153V152H106ZM109 153V152H108ZM150 153V152H149ZM155 153L156 152H154V155H155ZM191 153V152H190ZM239 153V152H238ZM240 153L242 154V156L240 157V158H238L237 156H236V158H237V166H239V167H237V169H239V170H244V168H246L249 164L251 165L252 163H254V162H260L261 163V169L263 170V172H264V157L261 159V160H259L258 159V156H261V153H257V154H252V152L249 154V153H247V152H241L240 151ZM256 153V152H255ZM0 154V155H1ZM50 154V153H49ZM67 154H69V153H67ZM71 154V153H70ZM81 154V153H80ZM83 154V153H82ZM105 154V153H104ZM264 154V153H263ZM8 155L10 156L9 158H11V156H12V154H10V153H8ZM76 155V154H75ZM91 155V154H90ZM111 155V154H110ZM117 155V154H116ZM123 155V154H122ZM137 155V154H136ZM149 155V154H148ZM151 155V154H150ZM235 155V154H234ZM5 156V158H6V155H4ZM52 156V155H51ZM56 156H59V155H57L56 154ZM62 156H64V154L62 155ZM65 156H67L66 155V153H65ZM79 156H81V155H79ZM92 156V155H91ZM105 156V155H104ZM184 156V155H183ZM194 156H196L195 157V159L194 160H202L204 157H205V155H204V152H203V150L202 149H200V150H198L195 154H194ZM14 157V156H13ZM50 157V156H49ZM61 157V156H60ZM82 157V156H81ZM85 157H87V156H85ZM85 157H83V158H85ZM98 157V156H97ZM107 157V156H106ZM109 157V156H108ZM138 157V156H137ZM147 157V156H146ZM20 158V157H19ZM20 158V159H21ZM66 158V157H65ZM67 158H69V155L67 156ZM73 158V157H72ZM77 158V157H76ZM111 158V157H110ZM206 158V157H205ZM234 158V157H233ZM235 158V159H236ZM70 159H71V157H70ZM74 159H75V157H74ZM93 159H95L96 160V156H95V158H93ZM107 159V158H106ZM153 159H156V158H153V155H152V157H150V161H152ZM5 160V159H4ZM81 160V159H80ZM86 160V159H85ZM87 160H90V159H87ZM99 160V159H98ZM97 160V161H98ZM190 158H188L187 159V157L185 158V160L183 159V161H182V165H180L179 167V169H178V171L179 172H177V176H175L174 178H173V176H172V174H166V175H164V174H160L159 172H157V170L155 171V170H153L152 168H150V177H149V182H150V184H151V186L149 185V183H148V186H150L149 188H146V190H144L145 192H143V191H141V192H138L137 191V189H136V186H134L133 184L135 183L136 184V182H135V180H132V182L134 181V183H130L131 185H133V186H128L127 184V186H128V188L126 187V191H124L123 189V191L125 192V194L127 193V195H130V199H129V201H128V199H124V201L122 200L123 198H124V196L125 195H120L119 196V187L116 189V192H115V194L117 193V191H118V193H117V198H116V200H122L121 202L119 201V202H116L115 204L116 205H121V207H119V208H115L111 203L113 202L112 200L110 201V197H109V195H111V194H109L108 195V197H104V195H107V194H103V197H104V199L102 198V194L100 195V196H98L99 194H98V192L96 193V198H98V197H101L100 199H101V201L103 200V203H101V206L103 207V205L102 204H104V206H105V209H106V207H107V210H109V213H111V215L112 214H116V215H118V216H128V218L130 219V222L128 223V225H127V227L129 228V226H131V224L130 223H132V225H134V222H133V220H134V217L132 216V215H135V214H133V213H136L139 209H141L143 206H144V204L143 203H145L144 202V199L146 198V199H148V198H150L151 196H156V198H157V201H155L156 203H154L152 206H154V210H152L151 212H152V214L149 216V220H147V221H145L143 224H145L142 228H136L135 226H131V228H127L129 231H127V229H126V231L128 232V234H125V232H123V231H125V230H122V232L124 233V234H122L121 233V231H120V236L118 235L117 237L119 238V240L121 239L122 240V242L121 243H119V244H122V246H124V247H122V255L119 257L120 259L119 260H121L122 261V263H121V261H120V264H228V263H226V261L225 260H227L226 258H228V253H230V252H226V250H222V248H221V250H211L210 248V250L209 251H206L205 249H203L204 251H206V252H204V253H202V252H198V254H197V252H195V254L194 255H192L191 256V254H190V257L189 256H186V255H189V254H187V253H189L191 250V248H192V246H191V248H190V243H191V241H190V239L188 238V233L186 232V230L184 229V226H183V224L184 223H182L181 222V220H175V221H173L172 223L173 224H171V225H168L167 223H166V221L164 222V221H162L163 220V218L165 217V216H167L169 213H167V211L168 210H166L168 207H170L171 205H169L168 203H170L169 201H171L172 203H177L178 205H180V207H184V209L186 208L187 210L189 209L190 211H193V213H194V211H196L197 213H201V218L199 217V219H201L202 221V223H203V225L205 224H210L211 223V225H214V224H212V223H214V222H216L215 221V219H216V217L218 216V215H225L226 217H227V222L228 223H230V224H228V226H230L231 224H232V222H242V223H251V222H257L258 220V218H260V214H263L264 213V207H260V205L259 206H256L255 205V201H250L251 200V198L249 197V196H247L246 195V197H243V196H241L240 197V194L236 191V192H232L229 196H225V195H227L226 194V192H225V190L224 191H222L221 190V188L219 187L218 188V186H219V184H218V180H209V179H201L200 178V175L196 172V171H194V169H193V167L191 166V164H190ZM234 160V159H233ZM21 161V162H20ZM50 161H51V159H50ZM91 161V160H90ZM99 161H101V160H99ZM55 162V161H54ZM81 162V161H80ZM85 162V161H84ZM87 162V161H86ZM145 162V161H144ZM153 162V161H152ZM213 162V161H212ZM233 162H235V161H233ZM68 163V162H67ZM70 163V162H69ZM89 162H87V165H89L88 164ZM198 163V162H197ZM13 164V165H14ZM85 164V163H84ZM101 164V163H100ZM151 164V163H150ZM7 165V164H6ZM6 165H5V163H3V161H2V159L0 158V232H2V230H1V228L3 229V230H5V227L6 226H8V225H11L12 223H16V224H24V223H29L31 220H32V218H34L35 219V216H33L32 214L34 213L32 210H35L36 209V207H35V209H32L31 210V212H33L32 214L30 213V212H28V210H27V208H28V206H30L28 203H29V200H31V196L29 195V194H26V196H21L20 194H19V197L16 199L15 197V195H13V192L11 193V191L7 188L8 187V185H10V186H12V184H16L15 183V181H17V178L14 176V175H10L9 174V172H11V170L8 168V166L6 167ZM54 165V164H53ZM59 164H57L56 166H58ZM81 165H83V164H81ZM90 165H91V163H90ZM112 165V164H111ZM115 165V164H114ZM216 165V164H215ZM253 165V164H252ZM9 166H11L12 167V165H9ZM18 166V165H17ZM93 166H95V165H93ZM155 166V165H154ZM178 166V165H177ZM19 167V166H18ZM63 166H61V168H62ZM74 167V166H73ZM102 167H103V165H102ZM213 167V166H212ZM251 167V166H250ZM56 168V167H55ZM60 168V167H59ZM59 168H57V169H59ZM111 168H112V166H111ZM129 168H130V166H129ZM194 168H195V165H194ZM249 167H247V169H248ZM253 167H251V169H252ZM255 168V167H254ZM254 168H253V170H254ZM12 169V168H11ZM56 169V170H57ZM66 170H67V166H66V168H65ZM91 169V168H90ZM140 169V168H139ZM172 169H174V168H172ZM202 169V168H201ZM245 170V171H248V170ZM250 169V170H251ZM63 171H64V169H62ZM66 170H65V172H66ZM69 170V169H68ZM68 170H67V172H68ZM89 170V169H88ZM103 170V169H102ZM127 170V169H126ZM142 170V169H141ZM149 170V169H148ZM174 170H176V169H174ZM173 170V171H174ZM196 170V169H195ZM199 170V169H198ZM197 170V171H198ZM238 170V171H239ZM252 170V171H253ZM13 171V170H12ZM58 171V170H57ZM57 171H56V176L58 175V174H60V173H57ZM70 171V170H69ZM76 171V170H75ZM78 171V170H77ZM76 171V172H77ZM168 171V170H167ZM177 171V170H176ZM236 171V170H235ZM54 172V173H53ZM59 172H60V170H59ZM112 172V171H111ZM110 172V173H111ZM172 172V171H171ZM170 172V173H171ZM250 172V171H249ZM53 173V174H52ZM64 173V172H63ZM108 173V172H107ZM144 173V171H142V174H139V175H142V178H141V180L142 179H144L145 178V175L143 174ZM168 173V172H167ZM175 173V172H174ZM200 173V172H199ZM244 173V172H243ZM91 174V173H90ZM201 174V173H200ZM233 174V173H232ZM78 175V174H77ZM176 175V174H175ZM221 175V174H220ZM231 175V174H230ZM242 176V175H241ZM246 176V175H245ZM84 177H86V176H84ZM95 177V176H94ZM255 177V176H254ZM260 177H261V175H260ZM73 178V177H72ZM98 178V177H97ZM133 178V177H132ZM135 179H136V176L134 177ZM133 178V179H134ZM262 178H264V176H263V173H262ZM45 179V178H44ZM83 179V178H82ZM53 180H55V179H53ZM65 180V179H64ZM137 180V179H136ZM254 180V179H253ZM261 180H263V179H261ZM18 181H19V179H18ZM21 181V180H20ZM71 181V180H70ZM113 181V180H112ZM112 181H110V182H112ZM137 181H140L139 180V177H138V180ZM264 181V180H263ZM52 182V181H51ZM78 182V183H77ZM116 182L117 181H115V185H117L116 184ZM141 182V181H140ZM139 182V183H140ZM221 182V181H220ZM24 183V184H25ZM60 183V182H59ZM127 183H129V182H127ZM139 183L137 184V188H139L140 186H142V185H140L139 186ZM147 183V182H146ZM229 183V182H228ZM260 183V182H259ZM47 184V183H46ZM49 184V183H48ZM102 184V183H101ZM100 184V185H101ZM107 184H108V182H107ZM110 184V183H109ZM112 184H114V182L112 183ZM119 184V183H118ZM252 184V183H251ZM254 184V183H253ZM22 185V184H21ZM80 185V184H79ZM86 185V184H85ZM106 185V184H105ZM111 185V184H110ZM109 185V186H110ZM114 185V186H115ZM124 185V184H123ZM170 185V187H168ZM229 185V184H228ZM238 185V184H237ZM245 185V184H244ZM263 185V184H262ZM261 185V186H262ZM7 186V187H6ZM26 186V185H25ZM29 186V185H28ZM54 186V185H53ZM106 186H108V185H106ZM105 186V187H106ZM112 186V185H111ZM110 186V187H111ZM139 186V187H138ZM146 186V185H145ZM13 187H15V186H13ZM13 187H12V190H15V188L13 189ZM17 187V186H16ZM32 187V186H31ZM56 187V186H55ZM70 187H71V185H70ZM87 187V186H86ZM116 187V186H115ZM114 187V188H115ZM186 187H199V188H201L202 189V191H200L199 190V188H197V189H195L194 188V190H192V192L191 193H194V192H198V191H200V192H198L199 194H197L196 195V193H195V195H193L192 197H196L195 198V200H193V199H190L191 197H190V195H189V193H188V198H189V200L187 199V202L189 201L190 203H181L180 204V202L179 201H181L182 199H183V196L184 195H186V194H184L185 193V190H182V191H179V193H176V192H178V190L180 189V188H186ZM22 188V187H21ZM103 188V187H102ZM109 188V187H108ZM112 188V187H111ZM122 188V187H121ZM252 188V187H251ZM23 189V188H22ZM32 189V188H31ZM82 189V188H81ZM87 189V188H86ZM86 189H84V190H86ZM113 189V188H112ZM148 189V190H147ZM238 189V188H237ZM9 190V191H8ZM18 190H21V189H18ZM25 190V189H24ZM23 190V191H24ZM90 190V189H89ZM187 190V189H186ZM253 190V189H252ZM263 190H264V188H263ZM7 191H8V193H7ZM26 191V190H25ZM24 191V192H25ZM91 191H93V189H91ZM94 191H97V190H95V188H94ZM94 191H93V193H94ZM98 191H99V189H98ZM105 191V190H104ZM115 191V190H114ZM18 192V191H17ZM20 192V191H19ZM18 192V193H19ZM22 192V191H21ZM20 192V193H21ZM23 192V193H24ZM112 192H113V190H112ZM121 192V191H120ZM181 192V193H180ZM252 192V191H251ZM28 193V192H27ZM99 193H101L100 191H99ZM104 193V192H103ZM122 193V192H121ZM14 194H16V191H15V193ZM22 194V193H21ZM33 194V193H32ZM34 194H35V192H34ZM48 194V195H49ZM51 194V195H52ZM88 194H90L89 193V191H88ZM92 194V193H91ZM253 194V193H252ZM260 194V193H259ZM95 195V194H94ZM18 196V195H17ZM53 196V195H52ZM68 196V197H67ZM114 196V195H113ZM113 196H112V198H113ZM116 196V195H115ZM245 196V195H244ZM37 197V196H36ZM51 197V196H50ZM127 197V198H128ZM198 197V198H197ZM49 198V197H48ZM169 198V199H168ZM244 198V200H242V199ZM37 199V198H36ZM41 199V198H40ZM70 199V200H69ZM99 199V198H98ZM256 199V198H255ZM254 199V200H255ZM262 199V198H261ZM264 199V198H263ZM68 200V201H67ZM115 199H114V201H116ZM36 201V200H35ZM55 201V202H56ZM259 201V200H258ZM34 201H32V203H33ZM46 202V201H45ZM72 202H73V200H72ZM95 202V201H94ZM100 202V201H99ZM98 202V203H99ZM263 203V202H262ZM36 204V203H35ZM59 204V205H58ZM100 204V203H99ZM257 204V203H256ZM43 205V204H42ZM41 205V206H42ZM61 205V206H60ZM68 205V204H67ZM107 205V206H106ZM151 205V204H150ZM161 205V206H160ZM99 206V205H98ZM97 206V208H99ZM100 206V207H101ZM147 206V205H146ZM157 206H159V207H161V208H157ZM31 207H33V206H31ZM38 207V209H39V206H37ZM72 207V206H71ZM151 207V206H150ZM30 208V207H29ZM34 208V207H33ZM42 208H43V206H42ZM104 208V207H103ZM144 208H145V206H144ZM147 208V207H146ZM166 208V209H165ZM179 208V207H178ZM48 209V208H47ZM54 209V208H53ZM57 209H59V208H57ZM66 209V210H67ZM147 209H149V207L147 208ZM65 210V211H66ZM96 210H98V209H96ZM151 210V209H150ZM174 210V209H173ZM246 210H248V211H250V215L249 214H247V215H249V216H245L244 214H243V212L244 211H246ZM30 211V210H29ZM37 211V210H36ZM45 211V210H44ZM185 211V210H184ZM67 212H70V211H68L67 210ZM71 212V213H72ZM172 212V211H171ZM40 213V212H39ZM90 213V214H91ZM167 213V214H166ZM175 213V212H174ZM56 214V213H55ZM69 214V213H68ZM246 214V213H245ZM62 215V214H61ZM70 215H73V214H70ZM110 215V214H109ZM38 216V215H37ZM42 216V215H41ZM86 216V215H85ZM91 216H93V214H91ZM139 216V215H138ZM141 216V215H140ZM169 216V215H168ZM62 217H63V215H62ZM77 217H79V215L77 216ZM83 217V216H82ZM101 217H102V215H101ZM109 217V216H108ZM116 217V216H115ZM131 217H133V218H131ZM136 217V216H135ZM52 218V217H51ZM59 218V217H58ZM220 218V217H219ZM224 218V217H223ZM262 218V217H261ZM49 219H50V217H49ZM55 219H57V218H55ZM54 219V220H55ZM69 219H70V217H69ZM78 219V218H77ZM87 219V218H86ZM92 219H94V218H92ZM138 219V218H137ZM172 219L174 220V218H173V216H172ZM180 219V218H179ZM198 219V218H197ZM198 219V220H199ZM224 219H226V218H224ZM263 219V218H262ZM36 220V219H35ZM34 220V221H35ZM58 220V219H57ZM67 220V219H66ZM88 220V219H87ZM91 220V219H90ZM221 220V219H220ZM37 221V220H36ZM46 221H48V220H46ZM59 221V220H58ZM57 221V222H58ZM71 222H72V220H70ZM125 221V220H124ZM192 221V220H191ZM8 222V223H7ZM33 222V221H32ZM39 222V225L38 224H35V223H37V222H33L32 224H28V226H30V228L27 230V228H26V230L27 231H25V233L27 232V234H29L28 236H27V238L29 239V242H28V239L27 240H25V241H27L29 244H38L37 245V247H35V250L34 251H30L31 252V254L30 255H26V253H25V256H27V257H29V261L27 262V263H32L33 264V261L34 262H36L35 260H40V259H42V258H46L48 255H49V251H52L51 249H49V245H48V243H47V241H49L50 242V240H51V236H49V237H47L46 236V234H48V233H45L46 231H45V229L44 228H47V226H43V224L44 223H41L40 221H38ZM43 222V221H42ZM51 222H54V221H50V222H47L48 223V226H49V224H51ZM71 222H68V221H61L60 223H58L59 225H57V226H61L60 228H61V233L59 232V234H61V235H59L58 237H59V240H60V238H61V241H62V238L64 239V242H63V244L65 245V248H63L62 247V249L61 250H59V251H57V252H54V253H52L53 255L52 256H54V257H52V258H56V262L58 263V264H82V261H83V259H82V257H83V255L84 254H86V255H84V256H87V253L89 254V252H92L94 249H95V247H96V245L97 244H99V242H101L102 241V239H103V235L102 234H104V232L102 233V234H100V233H90V232H83V233H79L78 231V229H75L74 228V226L75 225H72L73 223H71ZM89 222V221H88ZM47 223H45V224H47ZM96 225L97 226H99L100 228H103V227H105L107 224H108V219H107V217H105V216H103L102 218H98V220L96 219ZM171 223V222H170ZM258 223V222H257ZM41 224V225H40ZM44 224V225H45ZM90 224V223H89ZM217 224V223H216ZM241 224V223H240ZM15 224H13V226H14ZM25 225V224H24ZM37 225V226H36ZM54 225H56V224H54ZM77 225V224H76ZM109 225V224H108ZM125 225V224H124ZM137 225H139V224H137ZM238 226V224H232L231 225V227L232 226ZM12 226V227H13ZM20 226V225H19ZM27 226V227H28ZM35 226V227H34ZM77 226H79V225H77ZM218 226V225H217ZM225 226V225H224ZM239 226H243V224H241V225H239ZM8 227H10V226H8ZM15 227H17V226H14V228ZM211 227H213V226H211ZM249 227V226H248ZM100 228H98V229H100ZM125 228V227H124ZM6 229H7V227H6ZM10 229V228H9ZM9 229H7V230H5V231H8L9 232ZM12 229V228H11ZM16 229V228H15ZM14 229V230H15ZM21 229V228H20ZM24 229V228H23ZM22 229V230H23ZM49 229V228H48ZM59 229V228H58ZM81 229V228H80ZM12 231H13V229H12ZM24 231V230H23ZM48 231H50V230H48ZM88 231V230H87ZM112 231V230H111ZM237 231V230H236ZM7 232V233H8ZM10 232H11V230H10ZM19 232V231H18ZM217 232V231H216ZM6 233V234H7ZM114 233V231L111 233V234H113ZM117 233H119V232H117ZM226 233V232H225ZM256 233V232H255ZM4 234V232H2V234L0 235L1 237H2V235ZM9 234V233H8ZM15 234V233H14ZM17 234V233H16ZM15 234V235H16ZM51 234V233H50ZM58 234V233H57ZM116 234V233H115ZM21 235V234H20ZM19 235V236H20ZM25 235V234H24ZM45 235V236H44ZM61 236V237H60ZM116 236V235H115ZM264 236V235H263ZM6 237V235H4V238ZM57 237V238H58ZM106 237V236H105ZM245 237V236H244ZM3 238V237H2ZM12 237H10V239H11ZM21 238V237H20ZM53 238V237H52ZM112 238V237H111ZM116 238V237H115ZM168 238H171L170 240H168ZM7 239V238H6ZM23 239V238H22ZM44 239V240H43ZM53 240V239H52ZM113 240V239H112ZM118 240V241H119ZM120 240V241H121ZM193 240V239H192ZM7 241H8V239H7ZM10 241V240H9ZM17 241V240H16ZM21 241V240H20ZM115 241V240H114ZM23 242V244L25 243L24 241H22ZM15 243V242H14ZM197 243V242H196ZM22 244V243H21ZM22 244V245H23ZM50 244V243H49ZM69 245V246H74L73 248H74V250L73 251H71L70 253H69V250H71V248L68 250L67 249V245ZM198 244V243H197ZM7 245V244H6ZM19 245V244H18ZM35 245V246H36ZM101 245V244H100ZM191 245H192V243H191ZM241 245V244H240ZM259 245V244H258ZM2 246H4V245H2ZM52 246V245H51ZM63 246V245H62ZM68 246V247H69ZM7 247V246H6ZM24 247V245L21 247V248H23ZM28 247V246H27ZM98 247V246H97ZM3 248H5V246L3 247ZM2 247H1V249L2 250H4ZM19 248V247H18ZM20 248V249H21ZM72 248V249H73ZM190 248V249H189ZM242 248H244V247H242ZM10 249V248H9ZM19 249V250H20ZM31 249V248H30ZM59 249V248H58ZM121 249V248H120ZM198 249V248H197ZM196 249V250H197ZM208 249V248H207ZM1 250V251H2ZM18 250V249H17ZM96 250V249H95ZM190 250V251H189ZM5 251V250H4ZM24 251H26V250H24ZM101 251H103V250H101ZM201 251V250H200ZM233 251H235L234 249H233ZM231 252V254L232 255H235V252ZM243 251V250H242ZM17 252V251H16ZM23 252V251H22ZM27 252V251H26ZM29 252V253H30ZM53 252V251H52ZM192 253H193V250L191 251ZM190 252V253H191ZM241 252V251H240ZM5 253V252H4ZM28 253V254H29ZM118 253V252H117ZM121 253V252H120ZM186 253V254H185ZM243 253V252H242ZM241 253V254H242ZM245 253V252H244ZM19 254V253H18ZM100 254V253H99ZM119 254V253H118ZM15 255H17V254H15ZM24 255V254H23ZM22 255V256H23ZM51 255V254H50ZM49 255V256H50ZM182 255L184 256L183 257V259H181V257H182ZM20 256H21V254H20ZM21 256V257H22ZM103 256V255H102ZM242 256V255H241ZM262 256V258H263V260H262V262H260L259 261V259H260V257ZM18 257H19V255H18ZM20 257V258H21ZM27 257L25 258V259H27ZM237 257V256H236ZM239 257V256H238ZM2 258V257H1ZM15 258H16V256H15ZM49 258V257H48ZM116 258V257H115ZM248 262H250L251 264L253 263V264H264V242H263V245H259V246H255V248H252L251 249V251L249 252V254H248ZM24 259V258H23ZM22 259V260H23ZM233 259V258H232ZM55 260V259H54ZM86 260V259H85ZM117 260V259H116ZM229 260V259H228ZM250 260V261H249ZM259 261L260 263H258V262H256V261ZM19 262H20V260H18ZM24 261V260H23ZM26 261V260H25ZM45 261V260H44ZM17 262V261H16ZM40 262V261H39ZM51 262V261H50ZM54 262V261H53ZM55 262V263H56ZM86 262V261H85ZM84 261H83V264L85 263ZM89 262V261H88ZM98 263L97 264H109V262H107V261H103L102 263H101V260H100V263H99V260L97 261ZM1 263V262H0ZM13 263V262H12ZM18 263V262H17ZM26 262H24L23 264H25ZM43 263V262H42ZM55 263H52V264H55ZM233 263V262H232ZM16 264V263H15ZM22 264V263H21ZM41 264V263H40ZM90 264H92V263H90ZM231 264V263H230Z\"/></svg>","mask_w":264,"mask_h":264}]
</instances>
